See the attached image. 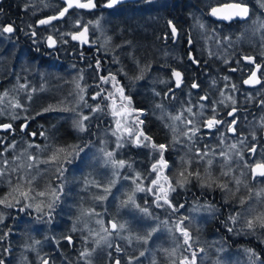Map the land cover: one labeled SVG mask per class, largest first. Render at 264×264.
Instances as JSON below:
<instances>
[{
  "label": "rangeland",
  "instance_id": "rangeland-1",
  "mask_svg": "<svg viewBox=\"0 0 264 264\" xmlns=\"http://www.w3.org/2000/svg\"><path fill=\"white\" fill-rule=\"evenodd\" d=\"M250 3H253L254 5H256L255 10H257V9L259 10L261 8L259 3L255 0H251ZM128 14L129 13L126 14L125 18L130 19L131 17ZM98 17H100V18H98ZM101 17H102V13L99 14L98 16L94 17L95 20H91L92 22L94 21L93 26L97 27L96 29L94 28V30L96 32V37H98L99 34H100V36L102 34V36L99 37L96 42L99 43L101 41L102 44L105 43L104 45L100 44L101 42L99 43V45L102 47L101 48L99 46V48L103 49V50H101V52L104 53L106 56L107 55H113V57H114V54H115L114 51L116 50L115 49L116 47L113 48V51L111 49V51L109 50V52H108V48H109L108 45L109 44L106 45V42H105L106 36L108 37V39L106 38V41L109 40L107 42L110 43V41L114 40V35L111 36L106 32H104L105 33L104 34L103 32H101V31H104V29H102V30L99 29L100 25L97 26L95 24V22L97 20H100V19L102 20ZM245 19H247V18H245ZM101 20H100V23L102 22ZM263 20H264L263 17L259 18V21H263ZM249 21H252V19H250ZM197 23H198V21L196 23H193L192 25L195 28L194 29V32L196 34L195 36H197L200 39L203 38V40L206 37L204 40V43H206L208 46L203 43L204 46L206 45L204 47V50H206V52L208 51L209 53H212L213 51H215V49H217L216 47L220 48V46L222 45L221 44L222 40L219 42L216 39L208 38V37H212L213 33L211 31H209V33H208V31H206L205 27L202 28V27H200L199 24H198L199 25L198 26ZM102 27L104 28L105 26H102ZM200 28H202V29H200ZM98 30H101V31H98ZM116 30H118V29H116ZM97 31L100 32L98 35H97ZM202 33H204V35ZM239 34L242 35L241 33H239ZM245 36H247V37L252 36L251 25H250L248 31L246 32ZM102 37H104V38H102ZM243 37H244L243 35L242 36L237 35V38H243ZM101 38L104 40H102ZM212 40H213V42H216V43H213ZM239 40H237V42H239ZM208 41L210 44L212 43L211 46H210V44L207 43ZM223 41H224V39H223ZM218 42L220 43V45H218L219 44ZM110 45H111V43H110ZM213 46H214V48H213ZM201 48H203V46ZM211 49L212 50L214 49V50L211 51ZM219 51H215V54L217 55V53L218 54L224 53L226 51V49L222 46ZM43 68L44 67L39 66V68L37 70H35L34 77L30 76L31 78L30 77L24 78L25 80L23 82V85H25V87L27 86L26 88L21 89L20 84H19L18 88L11 90L17 94V97H18V94L21 95L18 98L19 100L18 99L17 100L19 101V103L21 105H23L22 108H16L14 110L11 105L16 103V101L14 102L12 99H9L10 101L12 100L14 102L13 103L11 101L12 102L11 103V102H9V100L7 101V99H8L7 95L3 97L4 104L0 103V112L1 111L7 112V116H5L7 119H11V117L18 118L19 116H22L24 113H26V115L29 118H34V117H36L37 113H39V117H40L39 119L45 121L46 126H48L50 124L49 117L46 114L42 115L43 111L40 112L42 110V108L39 109L38 107H40L39 104L42 101V98L44 100V98H45L44 96L46 95V97H47V95L50 94L52 87H54V85H53L54 83L52 84L51 79L54 77V75L56 73H54L55 70L48 72ZM72 69L73 68L71 67L69 70L70 73L67 72L64 75L68 81L67 85L64 86L67 89L62 91V93L61 92L59 93V91H56L57 89H55L53 91L57 94L56 97L58 96V98L62 99V101L65 100V103H63L64 105L62 104V106H59V104H57L58 107H60V109H63V107L69 108V109L75 108V111H65V114L62 113V115H64L63 117L67 118V122L69 121L68 122L69 125L67 124V122L63 125L58 124L59 120L52 119V123L50 124V129L49 128L46 129L47 130L46 138L44 139V135H43L42 140H40V143L42 142L41 145L37 142L34 143V140H36L35 139L36 135H35L31 140L32 142L25 141V142L21 143V144H25V147L18 146L15 148L16 151L13 150L12 153L10 151L15 146L16 143L12 144L11 146H8L6 144V145L1 146V148H0V149H2L0 152V159H1L0 160V171H3V175L0 176V185H1V187H3L5 189L4 191H2V195L0 196V199H4L5 197H7L9 199V201L13 202V204H14V206H12V207H7L4 204H0V214H2V216H3V219L0 220V237H3V239H0V260H3L4 264H42L41 261L44 258H46L49 261V264H70L69 260L74 264H86L85 260L80 258V253L84 251V249L82 250V248H80V246H82V247L86 246V248L88 250L95 249V251L92 253L91 257H89L91 264H107L108 263V261H107L108 255H110L108 253V251H109V249L111 250V248H112L114 250V254H115L116 253L115 252L116 247H117L115 245H117V244H123V246L126 247L125 249L127 251H129L131 254H133V257L136 258V259H131V264H147V263H150L152 261L151 258H153L154 261H155V259H157L158 261H161V263H158V264H171V259L169 257L168 251H165V250L170 251L171 249L176 247V244H177L176 237H179V233L173 234L172 232L169 231L173 222H175L177 219H179L182 216H187L190 218L189 221H186V225L189 227V230L192 233V236L195 237V239H193V245H194L196 242H198V240L201 237L200 230H201L203 224H205L207 221L212 220V218L214 216H216V215L218 216V214L220 212V205L221 204H223L225 202L224 204L226 206H228V204H226V202H228L229 201L228 199H230V198H228L229 195L232 198H234V199L231 198L230 201L233 202L232 205L236 206V208H238V205L240 204V200L242 198L247 201V198L249 196V190H246L247 189L246 186L242 185L244 180H245L244 174H246L247 168L245 167V165H243L242 162H241L242 165L239 162H237V163L234 162L237 157H239V161H240V159L244 156V154H242L241 152H243V150L246 148L245 143H243V142L236 143L238 146L237 148H240V150L241 149L242 150L238 151V152H240L239 156H237V155L235 156V154H236V153L234 154L235 150L229 149V148H231V144H227V143L225 144V145H230V146H227L229 148H227L225 145H224L225 147L223 146L220 148L219 145L215 144V142H214L212 144H215V145H211V148H210V146L207 143L201 142V138H200V140H199L200 145L207 144V145H204L203 147L200 146V149H199L201 152H207L208 153L207 156L203 160H200L198 155H197V147H194V146L191 147L190 145H186L187 147H182L179 149H173V156H175L176 159L177 158H179V159L188 158V157H186V155H187V152H190V149H191L192 152H194L193 161L194 160L197 161L199 159L198 161H200V162H198V163H201L199 166L200 169L195 167V166H194V168H197V170L200 172L202 171L205 174L204 175L205 177H208V172H206V169H208V171H210V173H212L211 175L214 177V175H215V173H214L215 168L214 167L216 165L217 166L219 165L220 167L218 166L216 168V169L219 168V170H217V174H219V176H221V177L224 176L223 177L224 179L228 178V180L230 182L229 184H227L228 190H225L226 192L224 194L220 193L222 191L220 190V188L218 186H215L216 188H213L214 186L211 188L207 187L208 189H207L205 195H207V196L209 195V199H210V197H213V200L211 199L210 201H207V200L205 201L203 199V201H201L198 199L196 200V198L193 197L196 195L197 190L193 191V193L189 192L188 195L191 194L189 197H193V198H189L188 200H190V201H188V202L186 201L187 199L185 201L181 202V205L185 202L183 208H179L180 204L177 205L176 203H174V204H176V206L179 210L176 213L172 214L171 210L155 208V206L152 204L153 197L150 194H146L144 192L136 193L138 204H140L141 206H145V200L148 201V205L151 206L150 211H152L153 217L158 218L155 221L152 219L145 220V218L142 217V214H140L138 211L130 210V209H124V208H118L119 201L126 198L123 195V193H125L126 191H130L131 188L134 187L131 184L130 180H124L122 177H124V176L131 177V176H134L137 172L141 173L143 176H148L150 174V169H151L152 164L155 163L156 160L159 159V158H156V159L154 158L155 154H157L158 152H154L151 149V147H143V146L137 147L136 146L137 148L142 147V148L146 149L147 154L144 155V158L149 160L150 163L151 162L152 163L150 166H148L149 168H147V170H146V168L145 169L140 168V164H141L140 162H139L140 164L138 163V165L133 164V160L136 157V155L133 154L134 150L129 152L128 156H125V155H127V153H124V151L127 150L128 144L130 142V139L128 138L127 134L120 131V132H117L116 135H113V131L117 128V120H121L122 127L133 128V126L135 125L134 131H137V132L140 131V129L136 127V124H137L136 119H133L131 114L127 115L126 119H122L121 116L114 117L112 115V108H111L112 101L106 99L108 92L109 91L113 92V90H115V88H113L112 82H109L108 84H103L99 80L100 83L103 84V89L105 87V91L101 94L102 95L101 98L96 97V99L94 100V99H89V97L85 93V92L92 91L93 88L89 83L93 84V82H89V81H92L91 79H89L87 81V80H84V78H83V81H84L83 87L86 86L84 89L83 95L85 94L84 99L87 102V105H90L91 107H96L97 105H99L101 107V109H103L102 111H97V112L93 113V112H91L90 107H86L83 102L77 103V100H78L77 93L79 90L76 88V85H75L76 82L75 81L78 80V82L80 83L82 80L81 77H83V76L80 75L78 68L75 69V71H72ZM56 72H58V71H56ZM71 72H73V74ZM56 75H58V74H56ZM105 76H107V75H105ZM139 77H140V75H139ZM28 79H29V81H28ZM87 82L89 85L87 84ZM173 88H178V87H173ZM36 90H38V91H36ZM180 90L182 92H184L183 88H180ZM98 91H100V90H98ZM38 92H39V94H38ZM43 92H44V94H43ZM182 92H180L182 94V97L184 98L185 101H187V95H185V93H182ZM26 93H28V94L26 95ZM70 93H71V95H69ZM72 93H74V94H72ZM96 93L97 92H95V94ZM3 94H4L3 92H0V95H3ZM41 94H43V95H41ZM173 95H174V93L172 92V96ZM190 95H192V94H190ZM29 96H31V99H29ZM53 97H55V95ZM36 99H39L40 101L39 100L37 101ZM66 99L70 100V101H66ZM155 99H158V98H155ZM188 99H190V101H192L190 96H188ZM36 102H38V104H36ZM193 103H195V104L191 105V106H195V108H196L195 111L192 112V114L195 115V119L193 122L194 125H189V127L191 128L192 126H197L199 129V126L201 124L200 121L202 119V117H201L202 115L199 112V106L202 105V102L200 104V102H198V99L196 98V102H193ZM196 103H197V105H196ZM79 104H81V105H79ZM70 105H71V108H70ZM75 105H77V106H75ZM106 106L109 107V110L107 109ZM191 106H189L187 103L186 107L184 108V111L188 112L187 107H191ZM53 107L55 108V106H53ZM164 108L165 109H163L164 110L163 115L167 116L166 121L170 120V115H171V119H172V116L174 117L177 115H181V114H179L178 111L174 112L172 109L170 110V113H169V110H168L169 105L167 103L164 106ZM130 109H131V107H130ZM130 109L127 106V102H125L123 109L119 106V94H117V108H116V110L118 112H121L122 114H124L125 110H127V112L130 113V111H131ZM22 112H23V114H22ZM99 112H100V114H99ZM105 112H106V114H105ZM10 113L12 115H10ZM59 113H61V112L59 111ZM81 113L83 115H87V116L92 115L89 117L90 120L88 119L87 121H85L86 130L83 132L79 131L76 127H74V121L79 118V114H81ZM188 113H189V116L191 117V115H192L191 112H188ZM98 115L100 117H98ZM134 116L137 117L136 114H134ZM57 118H59V117H57ZM99 118H100V120H99ZM70 120H71V122H70ZM190 120H192V117ZM55 121L58 123L56 124ZM101 123H102V125H101ZM91 124H92V127L90 126ZM54 125H56V127H57V125H60L61 127L58 126V128H56ZM173 125H174L173 128L176 131V133H172L171 141H172V144H175L176 142H178V140L182 139L185 136V135H183L184 131H182L186 126V125H184V118L182 117V121H180V124H177V126L175 124H173ZM63 126L65 129H67V127H68V130H70L69 133L71 134V136L67 133L66 130H64ZM35 127H37V126H35ZM51 128H52V130L53 129L55 131L57 130V132H59V130H61L62 133H63V131L66 132L67 138L64 139V143H61L57 140L56 136L54 135L55 131L54 130L52 131ZM36 131H37V129H36ZM53 132H54V134H53ZM50 134H51V136H50ZM196 134L200 136V133H196ZM117 136H123V140H122L123 146L119 147V148L117 147ZM71 137H72V139H71ZM1 140H3V139H0V141ZM43 140H44V142H43ZM132 140H133V142L135 141V136H133L131 138V143H133ZM50 143H52V144H50ZM48 144H50L51 147H50V145L48 146ZM125 144L127 145L126 147H125ZM133 144H135V143H133ZM29 145H32V146L29 147ZM37 145H39V147H37ZM70 145L75 146V151L79 152L78 156H74L75 158L74 157L71 158L73 161L71 164H67V161L64 159V155H65L64 153L59 154L58 160L49 161V157H51L53 155V153L56 151L57 148H66L68 151H72V149L69 148ZM35 146H36V148H33ZM47 147L48 148L50 147L52 149L49 150ZM53 147H56V148H53ZM81 149H82V151H80ZM101 149H103L104 151H113L115 154V159L124 160L128 164L131 165L130 168L125 167L123 169L118 170L121 173V176L115 177L117 179V185L112 190L114 195L109 196V198L107 200L102 201V202L94 199L95 196L102 194L101 190L98 189L97 187H95L91 183H86L87 181H98L101 183V185H106V183H108L109 180L114 178L112 168L110 166H105V164H104V157H103V153L100 151ZM18 150H20V151H18ZM27 150H30V151L28 152ZM43 150H44V152H43ZM46 150H48V151H46ZM3 151H5V152H3ZM45 151L47 154L45 153ZM167 151H168V147H167V150L165 151V154L167 153ZM221 151L227 153L231 158L234 156L232 158V160L230 159L228 161L227 165H225L224 158L219 155V153ZM2 152H3V154H2ZM123 153H124V156H123ZM26 154L28 155V157ZM231 154H234V155L232 156ZM43 155H48V156H46L48 158H46ZM158 155H159V153H158ZM39 156H41V157H39ZM30 158H35V162L33 161V159H30ZM62 158H63V160H62ZM164 158L168 159L166 157V155H164ZM153 159H155V160L152 161ZM208 160L213 161L211 166L208 165ZM5 161H7V164L4 163ZM45 161H49V162L45 163ZM28 163L32 165L34 170L32 169V167H30V168L28 167V165H29ZM231 163H233V164H231ZM43 164H45V166ZM236 164H238V165H236ZM60 165H62V167H65L64 170L62 169L63 170L62 176H61L60 172L57 171L58 168H61ZM229 165H231V166H229ZM233 165H235L236 168L232 167ZM176 166L177 165H174V167H176ZM179 166H181V168H182V166H183L182 163L179 164ZM239 166H242V167L239 168ZM37 167H38V169H37ZM228 167H229L230 171L234 172V168H235V169H237L238 172H236V173L234 172L235 174L233 173V175H232V172H230L229 170H226V168H228ZM45 168H46V170H45ZM244 168H246V169H244ZM13 169H16V171H13ZM52 169H53V171H52ZM140 169H143L144 171H140ZM170 169H171L170 167L168 169H166L165 174L168 175L170 178L179 179V176L175 177L174 175H171V173H167V171L168 170L170 171ZM182 169H184V168H182ZM213 169H214V171H213ZM224 171L228 172L229 174L226 176L222 175L221 173ZM43 173H45V174H43ZM230 173H231V175H230ZM56 175H58V176H56ZM21 177H24L26 179H32V177H35L36 181L33 180V183H32V187L35 190L33 192V195H35V192L50 191L53 188L58 189V187L59 188L63 187V191L59 193L60 199L56 202L55 208L52 210V218H51L50 222H49V217L47 215V211H48L47 209H45L44 213H37L35 210V207H33L31 209H27L25 212H21L19 209L24 207V205L26 203H28V201L21 200V202L19 204H15L14 198H18L19 193L13 192V188H15L18 183L24 184V181L20 179ZM8 178L10 179V181L7 180ZM51 178L53 180H51ZM152 178H155L154 174L152 175ZM236 178H238L240 181L243 180V182H241L239 185H237L236 184ZM216 180H218V179L216 178ZM11 181H12V183H11ZM195 181H196V184H198V187H201L200 181H198V180H195ZM9 182H10L11 186H10V184H8ZM55 182H56V184H55ZM173 182H175V180H173ZM216 182H215V184H216ZM143 183L145 185H147L150 183V180H145ZM227 183H228V181H227ZM255 183H257V184L260 183L261 188L264 187V181L262 182L260 179L253 181V184H255ZM196 184H195V186H197ZM5 185L7 187H5ZM12 185H13V188H12ZM216 185H218V184H216ZM23 190L24 191L28 190L27 184H24ZM251 190L253 192L256 191V190L254 191L253 189H251ZM10 193H11V195H9ZM233 193H235V195H233ZM215 195L218 197V199H216ZM214 197L216 200H214ZM40 199H44L45 202H47V200L50 199V197H44V198L37 197L36 201H33L34 205H35V203H38L40 201ZM171 199H172V197H171ZM99 204H101L100 207H99ZM70 206H72V207L70 208ZM93 206H94V208H93ZM74 207H75V209H74ZM89 207L93 208L96 212H97L98 207H99L98 213H100L101 215L99 217L82 215V211L84 209H88ZM250 207H256V211L249 213L248 209ZM193 208H197L199 210L194 212V211H192ZM69 209H70V211H68ZM101 209H102V211L103 210L106 211V213L104 215H103V212H105V211L102 212ZM262 209H264V205L257 206V201L255 200V198H253L251 201V204H249L247 202L244 205L240 204L239 208L235 212H232V215H236L237 213L241 214L238 222H236V223L232 222L233 227H235L234 230H236V231H237V229L243 230V233H241V235L239 236L240 240H245L246 237L249 240H254V241L256 240L255 239L256 238L255 233H256L257 229L249 231V229H247L245 227L246 224H243V223L246 222V220L249 219L250 216L256 215ZM67 213H68V215H67ZM15 215L21 216L22 219H23L24 215H28V217H24V218H26L24 220L27 223L25 224V226L23 228H20L17 226L15 227L16 221L12 222V221H14L13 217ZM29 215H31V217ZM38 216H40L42 218L38 220L37 219ZM242 217H244L245 220H244V218L242 219ZM101 218L104 221L106 220L105 226H109V222L114 220V219L120 223L128 222V228L130 230L127 234L129 236H133V237L136 235H139V236L145 235L149 228L156 227L158 224L160 227H159V231L153 234L152 238L148 240L147 244L143 243L142 241H137L135 239H132V242L129 243L128 239L124 238V237H128V235H125V231H122L120 233V235H113V236L108 238L107 242H102L100 245H97L96 240L99 237L91 235L90 232H95V233H99V235H103V233L100 232V226L96 223V220L101 219ZM165 220L169 221V223L167 225L161 223L162 221H165ZM17 221H18V223H21L20 220H17ZM64 223H65V225H64ZM73 227H75V229H77V230L72 231ZM257 228H259V227H257ZM62 230H64L65 232H63ZM81 231L83 233H81ZM69 233L74 234V235L71 234L72 243H69L68 240L65 239V237L70 236ZM5 234H7V235H5ZM66 234H69V235H66ZM78 234H79V236H78ZM82 234H84V235H82ZM180 239L182 240V237ZM118 240H120L121 243ZM257 240L262 242V243L260 242L261 247H262V249H264V244H263L264 238H262V239L259 238ZM115 241H117V243ZM37 242H39V243H37ZM47 245L49 246V248L46 251L45 246H47ZM234 246L235 247H233L230 251H228L226 248L221 247L220 243H217L210 238V240L208 241V244L204 247L203 252H205V253L197 252V257H198L197 264H251L250 254L246 251V250L251 249V248L247 247L246 245H244L242 243L238 244V245L235 243ZM198 249H200V248H198ZM194 250H196V249H194ZM182 251H183V249H179L177 251V255H179L180 252H182ZM141 252H144V256L140 255ZM253 252L256 254V257H258L257 251H253ZM102 255H103V259L99 260L100 256H102ZM189 255H190V253H189ZM256 257H252V259H256ZM112 258H111L112 261H114V263H112V264H116V261L118 260V258H116L114 256ZM141 259H143V261H141ZM97 260H98V262H97ZM129 261H130V259L126 262V264H129ZM260 261H262V260L258 259L256 261V264H260Z\"/></svg>",
  "mask_w": 264,
  "mask_h": 264
},
{
  "label": "trees",
  "instance_id": "trees-1",
  "mask_svg": "<svg viewBox=\"0 0 264 264\" xmlns=\"http://www.w3.org/2000/svg\"><path fill=\"white\" fill-rule=\"evenodd\" d=\"M104 1H106V0H96V3L97 4H100L101 2H104ZM222 1H229V0H222ZM250 1L251 0H247V4H248L249 9H250V17H248L247 19L244 20L246 22H249V20L252 19V16H253L252 13L253 12H257L258 11V10H255L256 9L255 8L256 5H254L253 3H250ZM255 1H257V0H255ZM202 2H205V4H208V5L206 6ZM130 3H131V5H130ZM189 4L192 5L193 8ZM212 4H216L215 0H206V1L205 0H132V1L122 2V3H120L117 6H113L112 8H107L106 9L104 6H102L100 8L98 7V8L90 9V10H85V11L83 10L81 12L82 15H80V13L78 14V16L72 15V17H70V20L67 21V22H70V21L73 20V22L68 23V25L71 24L69 26V29H72L73 31H78L80 29V27H79V25L75 24L74 21H77L76 19H78L81 22V24L88 25L89 24L88 23L89 22V19L93 20V17L98 16L99 14L102 13L104 16L102 15V20H103V21L101 20L102 21V23H101L102 25L99 24L100 25V29L103 26L104 22L107 20L106 21L107 23L105 22L106 25L104 24V26H105L104 30H105V32L108 31L107 33L109 35H111V36L114 35V40L110 41L111 42V45L108 42V44L112 47L111 48L109 46L108 52H109V50L111 51V49L113 51V48L116 47L115 48L116 50L114 51L115 54H114V57H113V55H107L106 56L104 53L101 52L100 48L98 47L100 45H99L98 42H96L97 41V37L94 36V35H96L95 34L96 33L95 30H93L94 29L93 28L94 26L91 25V24H89L88 25L89 26L88 38H89V41H91V42L88 43V44H86L87 46L85 45L87 47V52L89 54L88 57L86 56L87 59L80 60L79 57L76 58V56H72L71 59H68L67 60V58L64 57V55H65L64 50L65 49L63 51L59 49L60 50L59 51L60 53H59L58 58H60V59L58 60V62L55 61V60H53V61H49V64L46 65L47 67H50V71H52V70L54 71L55 70L54 73H56L58 75H54V77L51 79L52 80V84L54 83L53 84L54 87H52L51 92L49 91L50 94L47 95V97H50V98L48 99L47 97H45L44 99H46V100H43V102H45V104L41 101L40 102L41 104H39L40 107H38V108L39 109H41V108L42 109L43 108L45 109V108L49 107V105H51V106H55V108L57 110H55V111H48V112H45V111L41 110L40 112L43 111L42 112V115H45L46 114L49 117L50 124L52 123V119H56L55 115L56 116L57 115L59 116V118L57 120L60 119L59 120L60 123H58V124H62L63 125V124H65L67 122V118L63 117V119L64 118L66 119V120L64 119V121H63V119L61 117L62 116L61 114L62 113L65 114V111H63L62 109H60L59 107H57L58 106L57 104H59V103H60L59 106L60 105L62 106V104H63V103H61L62 100L60 98L53 97L55 95V92H53L55 89H57L56 91H59V92H62V91H64L66 89V87H64V86L67 85V82L68 81H67V79H66V77L64 75H65V72H67L68 69H67V67H64V63L66 65H68V66L71 65L72 68H73L72 71H75V68L76 69L78 68L80 74L82 76L84 75L82 77L81 82H80L81 83L80 84L81 86L84 85L83 78H84V80H87V81H88V79H91L92 78L91 80H93L92 82H93L94 85L91 84V83H89L92 86V88H93L92 89V92L91 91H89L90 93L89 92L88 93L85 92V93H87V96L89 97V99L90 98L93 99V96L95 95V92H97V90H100L99 87L96 86V83L100 80L99 79L100 76L101 75L105 76V75H108L109 73H112V74L116 75L117 80L120 82L119 83L120 86H122V84H123L122 87L123 88L126 87L124 89L125 90V95L128 96L130 98V100H131V109H130L131 111H130V114L133 117V119H136V117L134 116V114L137 115L138 112H141L142 111V113L144 114V115L143 114L142 115H139L140 116L139 119L141 121H143V124H139L137 122L136 127L139 128L140 130H143L144 134L147 135V136H150L152 138V141H154L156 144H166V145H168V151L164 155H166V157L168 158L166 160L168 161V164H169V167L171 168V170L170 171L168 170L167 173H171V175H174L175 177L179 176V173L183 170L182 168L187 167L188 165L184 166L182 164L183 165L182 168H181V166H179V164H181V159H179V158L176 159V157L173 156V149H179V148H182V147H187L186 145H190L191 147H193V146L194 147H197V150H198V149H200V146H202V145H200V142H199L200 136L197 135V134H195L191 140H189V138L187 136H184L182 139L178 140V142H176L175 144H172V141H171L172 136L171 135H172V133H176V131L173 128L174 127L173 124H175L177 126V124H180V121H176V120L171 119V115H170V120L169 121H166L167 120V116H164L163 115V112H164L163 109H165L164 106L167 103L169 105V108H168L169 113H170V110L172 109L174 112H177L178 111L179 114H182V117L184 118V125H186L185 128L182 130L184 132H187L189 130V128H190L189 125L187 124V121L190 120L191 117H192V121L194 122L195 115L192 114V112L195 111L196 108H195V106H191V105H194L195 104L193 102H196V96H195V93L196 92L193 91V87H192V83L194 81L191 80V79L190 80L189 79L184 80L183 82L185 84L183 86H180L178 88H173L171 90V92H168L169 86L170 87H173L172 72H173V70H176L179 67V65H180L179 61L180 60H185L186 63H184V64H186L187 68L195 67L193 61L190 59V56L188 57V53H186L189 50H191V48L188 46L189 39H191L193 42L195 41V39L193 38L194 37L193 34L195 32H194V29H193L194 27L192 26V24L193 23H196V21H199V24L200 25L203 24L204 27H206V31H208V30L211 31L210 29L213 28L214 32L211 31L213 33L212 34L213 35V38L216 39V40H218V41H220L221 39L223 40V38L225 40H230V41H231L232 38H234L232 40L239 39L237 37H234V36H237L238 35V32H236V34H234V36L231 33H229L228 35L225 33V35H221L220 36L222 30L221 29L218 30L217 27L220 26L221 21L220 20H215L211 16H208L207 15V9H208L209 5L211 6ZM142 6H143V8H142ZM96 9H98V10H96ZM101 9H103L106 14L103 13V12H101V11H103ZM97 11L99 12V14L96 13ZM145 11H146V13H145ZM84 12L85 13L87 12L86 15H84L85 14ZM89 12H92L93 15H91ZM127 13H129L128 15L131 17L130 19L129 18H125V16H126ZM145 15H147V16H145ZM86 16L89 19H87ZM84 17H85V19H84ZM140 17L143 18V19H141ZM260 17H263V19H264V13H261V16ZM73 18H75V19H73ZM198 18L200 20H198ZM87 20H88V22H87ZM169 21H171V23L173 25H175L176 28H177V35H176V37L171 36V30L169 31V28H168V22ZM204 21H205V23H204ZM85 22H87V24ZM217 22H218L219 25L216 24ZM141 23H142V25H141ZM137 25H139V26H137ZM197 25H198V23H197ZM181 27L183 28V30H182ZM136 28L139 31H137ZM180 28H181V30H180ZM64 29L61 30V33L68 34V35H66L67 36L66 37L67 40L65 39V42L67 41L65 43L66 46H67V48H68L67 51H69L70 54H72V52L75 53L76 50L79 47V44H78L77 41L74 42V40H72L71 37H70V32H73V31L72 30L71 31L68 30V26H67L66 30H64ZM116 29H118V30H116ZM140 29L141 30L143 29V30L140 31ZM216 31H218L220 34L218 32H216ZM92 32H94V34ZM215 32H216V34H215ZM141 33H144L143 35L145 37ZM56 34H58V36H56L57 37L56 38L57 40L59 39V37L61 38L60 31L59 32H56ZM134 36H137L138 38L137 37L134 38ZM146 36H147V38H146ZM215 36H217V37L215 38ZM95 37H96V39H95ZM146 40H147V43L149 42L148 44H150V45H148L146 43ZM92 41H95L96 43H92ZM152 41H157V42H154V44H153ZM174 41H175V43H174ZM105 42L107 43L106 40H105ZM140 42H142L143 44H140ZM165 42H166V44H165ZM130 43H132L135 46V48H137V49H133L134 46L132 44H130ZM71 44H73V45H71ZM97 44H98V46H97ZM112 44L114 45V47H113ZM157 44H159L158 45L159 48H157ZM160 45H161V47H160ZM66 46H65V48H66ZM151 46H153V47H151ZM183 46L184 47H187L189 50H187V48H184ZM128 47H130V48H128ZM174 47H176V50H175ZM178 47L180 49H178ZM168 48H170V49H168ZM139 49L142 51V53H141V51ZM142 49H145V54L143 53V50ZM167 49H168V51H167ZM146 50H148V52ZM159 50H161V51H159ZM151 51H153V52H151ZM165 51H166V54L161 53V52H164L165 53ZM172 51H174V52H172ZM178 51H180V53ZM136 52H138L137 53L138 55L136 54ZM170 52H172V53H170ZM175 53H177V54H175ZM62 54H64V55H62ZM171 54H173L172 55V58H168V57H171ZM179 54H181V55H179ZM195 54L197 56L195 55V57L194 56H191V57H194V58H197L198 57L199 58V54L196 53V52H195ZM142 55H145L146 57L145 56H142ZM139 56H141V57H139ZM151 56H152V58L154 60L151 58ZM156 56H158L160 59L164 56V58L162 59L163 61L158 60V58ZM166 56H167L168 59L165 58ZM174 56H175V59H173ZM177 57H178V59H177ZM183 57H185V58H183ZM97 59H99L101 61V67H100L99 70L96 68V61H97ZM66 60H67V62H65ZM90 60H92V61H90ZM140 60H142V61H140ZM155 60H157V61H155ZM135 61H136V63H138L137 66H139V63H140V65H142L143 67H141V66L140 67H136L135 66L136 65L135 64ZM138 61H140V62H138ZM164 61L167 62L166 67H165V62ZM168 61H171L172 63L171 62H168ZM141 62L144 63V64H142ZM158 62H159V64H158ZM80 63H81V65H80ZM160 63H162V64H160ZM190 63H192V66H191ZM145 64L146 65L148 64L146 68H145V66H146ZM152 64H154V65H152ZM43 65H45V64L44 63L43 64L42 63L41 64L39 63V66L40 67H43ZM188 66H191V67H188ZM63 68H65V69L63 70ZM135 68H137V69L134 70ZM141 68L143 70H141ZM153 68L155 70H152ZM157 68H159V69H157ZM144 69H146V70H144ZM138 70H140V72ZM56 71H58V72H56ZM60 71H63V72L60 73ZM155 71L156 72L158 71V72L156 73ZM137 72H139L138 75H136ZM166 72H168V74ZM209 73H211V72H209ZM155 74H157V76ZM139 75H140L141 78L140 79H136V77L137 76L139 77ZM143 75H145V76H143ZM149 75H151V76H149ZM164 75L167 76L168 78L165 77ZM62 76H64V78H62ZM155 76H156V78H155ZM148 77H150V80L149 81L147 79ZM162 77H164L163 79H165V81L162 80ZM157 78H161V79H157ZM62 79H63V82H62ZM130 79H131V81H130ZM132 79H134V81ZM151 80H152V82H151ZM160 81H162L161 84H159ZM89 82H91V81H89ZM154 82H156V83H154ZM167 82H168V84H167ZM128 83H129V85H128ZM141 83H143L142 86H141ZM19 84H20V82L17 81L15 84L10 83V84H8V86L5 85V86H3V87L0 88V92H3V93L7 92V97H8L7 101L9 99H12L13 101H16V102L19 100L18 97H17V94L15 92L11 91L12 90V87H18ZM139 85H140V89H139ZM162 86H163V88H162ZM150 87H154V89L153 88H150ZM156 87L158 89H155ZM160 87H161V89H159ZM164 88H166V89H164ZM180 88H183L184 92H182L180 90ZM95 89H97V90H95ZM151 89L156 90V91L159 90L158 91L159 94H156L157 92L156 91H153ZM163 89H164V91H163ZM144 90H145V93L146 94L145 93H142V92H144ZM148 90H151V91L148 92ZM152 91L155 92V93L153 94ZM113 92H115V90H113ZM172 92L174 93L173 96H172ZM180 92L185 93V95H187V101L184 100V98L182 97V94ZM139 93H140V95H139ZM141 93L144 95V97H142L143 95ZM190 94H192L193 96L190 95ZM153 95H155V96L152 97ZM188 96H190V98L192 99V101H190V99H188ZM100 97H102V95ZM155 98H158V99H155ZM179 98H181V99H179ZM53 99H54V101L52 102ZM46 101H48V103L50 101V103L48 104ZM63 102L65 103V101H63ZM180 103H182V104H180ZM187 103H188L189 106H191V107H187V109H189V108L192 109V111H191V114H192L191 117L189 116V113L188 112H185L184 111V108L186 107V104ZM196 105H197V103H196ZM106 107L109 110V107L108 106H106ZM143 108H144V110H143ZM132 110H136V111H132ZM59 111L61 112L60 114H58ZM55 113H57V114H55ZM24 114L22 115L24 119L25 118H28V121L36 122V126H37V129L39 131H40V128L42 127L41 132H44V138H45V136L47 135L46 129L47 128L50 129V124L48 126H46L45 121L39 119L40 118L39 115L38 116L36 115L37 117H34V118H29L26 114L25 115ZM53 115H54V117H53ZM136 121H137V119H136ZM62 122H64V123H62ZM59 127H61V126L59 125ZM195 127L198 128L197 126H195ZM64 130H67L68 131V134L71 136V134L69 133L70 131L68 130V127H67V129L64 128ZM56 132L57 131H55V136H56L57 140L59 142H61V143H64V139L67 138L66 132L63 131V133H62L61 130H59V132H57V133ZM196 133H200V132L198 131ZM25 139L28 140V142H31L32 137H30V135H26ZM71 139H72V137H71ZM209 146H211V145H209ZM132 149L134 150L133 151V154L136 155V157L133 160V164L138 165V163L140 162L141 163V164L139 163L140 164V168H143V169L146 168V170H147V168H149L148 166H150L152 162L150 163L149 160H147V159L144 158V155L147 154L146 153L147 152L146 149H143L142 147L138 149V148L135 147V144L131 145V143H129L128 148H127L128 151L126 150V151H124V153H127L129 155V152H131ZM128 155H125V156H128ZM155 156H154L155 159L156 158H159L158 153L155 154ZM186 157H188V158L190 157L189 160L192 159L191 161L193 163V166L192 165L188 166V170L191 171V172L198 171L197 168L200 169L199 166H200L201 163H198L199 162L198 161L199 159L197 161L194 160V162H193L194 152H192L191 149H190V152H187ZM188 158L187 159L186 158H183V159L187 161ZM138 159H140V160L138 161ZM155 159H153L152 161H154ZM135 161H137V162H135ZM67 164H69V163H67ZM174 165H177V166L174 167ZM194 166L197 167V168H194ZM218 166L216 165L214 167L215 168V172H216V174H215L216 176L214 175V179H215V181H217L216 184H222L225 181H228V184H229L230 182H229L228 178L227 179H224L223 177L219 176V174H217V170H219V168L218 169H216V168ZM143 169H140V171H144ZM226 170H229V167L226 168ZM201 172H200L201 176L203 178H205V179H208V177H205L204 176L205 174L203 172L202 173ZM224 172H226V171H224ZM230 175H231V173H230ZM244 176H245V180H244V182H243V180L241 182H243V184H242L243 186L244 185L246 186V188H247L246 190H249L251 188H254L253 190H257V189L261 188V186H259L258 184H256V183L253 184V181H252V179L250 178V176L248 174H245ZM216 177L219 180V182H218V180H216ZM219 178H221L222 180L219 179ZM195 180L196 179H194V178L191 179L190 182L187 184V186L184 187V188H177V191L172 194V199L174 198L173 199V203H176L177 205L178 204L181 205V202L185 201L186 199H187L186 201L188 202V201H190L188 199L189 198H193V197L196 198V200L198 199V200H201V201H203V199L205 201L206 200L207 201H210L211 199L213 200V197H210V199H209V195L208 196L205 195V193H206V191H207L208 188L207 187L206 188L205 187H198V184H196V181ZM225 183L227 184V182H225ZM195 184L197 186H195ZM213 188H216V187L214 186ZM0 190L4 191L5 189L3 187H1V185H0ZM196 190H197V193L198 194L196 193L195 196L189 197L191 194L188 195V193L189 192L193 193V191H196ZM220 190H223V189L220 188ZM225 192L226 191L224 190V192H221V193L224 194ZM215 197H216V199H218V197L216 195H215ZM215 197H214V200H216ZM228 198L231 199L232 197L229 195ZM230 199H228L229 201L227 200L228 202H226V204H228V206H226L224 204L225 202L220 205V212H219L218 216L217 215L214 216L212 218V220L207 221L205 224H203V226H202V228L200 230L201 237L198 240V242H196L194 244V249H198V248H202V247L204 249V247L208 244V241L210 240V238L213 241H215L217 243H220L221 244V247L226 248L228 251H230L233 247H235L234 246L235 243L237 245L242 243V244L246 245L247 247L251 248V250L257 251L259 259L262 260V261H264V249H262V247H261V243L262 242L257 240L259 238H261V239L264 238V233H263L264 232V229L256 228L257 231L255 233V237H256L255 238L256 239L255 241L254 240H249L247 237H246L245 240H240L239 236L241 235V233H243V230L242 229L241 230L237 229V231L234 230L235 227H233L232 221L229 220V216L232 215V212H235L239 208V205L240 204L238 205V208H236V206H233L232 205L233 202L230 201ZM232 199H234V198H232ZM184 203L182 205H184ZM229 228L232 229L231 232L228 231ZM129 230L130 229L128 228V230L125 231V235H128L127 233L129 232ZM249 231H251V230H249ZM128 237H129V235H128ZM193 239H195V237H193ZM115 246H119L120 247L121 245L120 244L119 245L117 244ZM80 248H82V250L83 249L85 250L86 249V246H84V247L80 246ZM120 249H121L120 253L118 252V253H115V254H114V250L113 249H112V251H108V253L110 254V255H108V258L110 256L111 257L112 256L115 257V255L117 254L116 255V258H118V260L121 262V264H126V262L129 259L133 258V254H131L129 251H127L125 249V247H123V245L120 247ZM111 257H110V259H108L109 261H108L107 264L114 263V261L111 260ZM102 259H103V255L100 256V259L99 260H102ZM151 259H152V261L150 263H147V264H153L154 259L153 258H151ZM141 261H143V259H141ZM97 262H98V260H97ZM158 263H161V261H158L157 259H155V264H158Z\"/></svg>",
  "mask_w": 264,
  "mask_h": 264
},
{
  "label": "flooded vegetation",
  "instance_id": "flooded-vegetation-1",
  "mask_svg": "<svg viewBox=\"0 0 264 264\" xmlns=\"http://www.w3.org/2000/svg\"><path fill=\"white\" fill-rule=\"evenodd\" d=\"M82 2H86V0H82ZM122 2H126V1H122ZM104 3L105 1L102 2V4L100 3V5L98 4L99 5L98 7L100 8L104 6ZM119 4L120 3L116 5ZM64 7H66L64 0H0V29H1L0 33L2 32V28L7 27L8 25H12L14 28V31L12 33L2 32L1 33L2 35H0V88L5 85L8 86V84L10 83L15 84L17 81L20 82V85H23V82L25 80L24 79L25 75L26 78L27 76L28 77L34 76L35 70L39 68V63L40 64L44 63L45 64L43 65L44 69L49 72L50 67H47L46 65L49 64L51 58L54 57L52 61L53 60L57 61L60 59L57 58L58 57L57 55H59L58 54L60 51L59 49L63 50L66 46V44H64L65 39L67 37L66 34L60 33L62 38L59 37V39L61 40H57L55 49L49 48L47 37L51 35L53 36L54 39H56V36H58V34L56 35V32L64 28L66 29L67 28L66 26L70 25L67 24V21H69L72 15L77 16L83 10H90V9L73 8L69 11L70 14L68 13L66 14L67 18H69L68 20H65L67 19L65 15V17L51 21L50 24L47 25L39 24V21L42 19H47L50 16L58 15L59 11L62 10ZM258 11L252 13L253 14L252 21L249 22L244 21L245 18L244 19L237 18L232 21L220 20L221 21L220 28H222L221 34L224 35V33L226 32L229 34L230 31L232 35H234L236 32H238V34L239 33L244 34L248 31L251 25V30H252L251 37L253 39L247 36H244L247 37L245 39L244 37L243 39L239 38L240 43L243 41V43L241 44L239 42H236V40H234L235 42L234 41L232 42L230 40H225L226 44L224 41L223 42L221 41L222 46H224V48L226 47L225 48L226 51L224 52L225 55L224 53H221L220 54L221 58H219L220 55L216 56L215 51H213L212 53L207 52V54H205L206 50L205 51L203 49L200 50L202 47V46L200 47V45H203L202 43L203 38L202 39L198 38L197 36H195L196 34L194 33L193 38L195 39V41L194 42L192 41L193 43L188 44V46L192 50H189L187 53L188 56H195L196 55L195 52L198 53L200 55L199 57L200 60L198 59V57L195 59V62H193L195 65L194 69L193 67L187 68V66H184L185 65L184 63H186L185 60H180L179 61L180 65L176 69V71H179L182 74V83L180 84V86H183L185 84L183 81L187 79L189 80L191 79L194 81L192 85L193 84L198 85V87L193 88V91L196 92L195 96L198 99V102H200V104L202 102V105L199 106V112L202 115L201 116L202 119L200 121L202 125L199 126L201 142L207 143L208 145L217 144L219 145L220 148L223 147L226 143L231 145L235 144L236 146H237L236 143H240V142L245 143L246 148L242 152L244 156L242 159H240L239 161L240 164L241 162L243 163L244 161L245 163L247 162L249 164H254L256 160L260 158L259 149L264 147V103H262L264 102V77H260L262 80L261 84L246 85L243 83V81L247 79L248 76L250 75V69L254 70L255 67L254 65L248 64L247 61H244L243 58L245 56L250 55L256 58L257 63L264 62V55H262L264 54V28L260 27V21H259L261 13H264V8H260ZM212 18L218 20L217 18L214 17ZM74 22L76 24V21ZM223 27L225 28V30ZM50 30H52V32ZM33 32L36 33L35 36L32 35ZM75 32L76 31L70 32V34ZM3 37L5 38V40L3 39ZM10 40L11 42L9 43ZM199 40L201 41L200 43ZM2 41L5 42L3 43ZM77 42L79 44V47L76 50V52L71 55L69 51H66L67 48L66 46L64 50V53H66V55H64L65 58L71 59L72 56H76L79 57L80 60L86 59V55L87 56L89 55L88 52H86L87 47L84 44L82 45L79 41ZM249 43L252 44L251 47L249 46L252 52L248 51L249 53L246 54V51L248 49L250 50L248 45H246ZM58 44L61 48L58 46ZM82 46H85L86 48L83 47L84 48L83 49ZM239 46L241 48H239ZM216 48L218 49V47ZM232 48L235 49L236 51L235 50L233 51ZM238 48L241 49V52L242 51L243 52L241 53ZM217 49L216 51L220 50V48L219 50ZM244 49L247 50L245 51ZM201 52L203 53L201 54ZM236 52L238 53L240 52L239 53L240 56H238V53ZM227 53L233 56L230 57V55L229 54L227 55ZM212 54H214L215 56ZM201 55L204 56L202 57ZM206 55H208L207 56L209 57L208 59L205 57ZM24 60L27 61L28 63L25 62ZM191 60L193 61V59ZM196 60H198V62ZM19 64H21L20 65L21 67H19ZM28 65L30 66V68ZM64 66L67 67L68 69L67 72L72 67L66 65ZM22 68L25 73H23ZM20 69H21V73H20ZM233 69H236V71H233ZM67 72H65V74ZM225 77H227L228 79L226 80ZM172 82L174 83L173 87H177L176 79L175 77H173V75H172ZM96 86H98L99 89L101 90L103 84L101 85L100 82H97ZM233 86H235V90L233 89ZM173 87H169L168 91H170V89L172 90ZM16 88L18 87H12V90ZM20 96L21 95L18 94V98ZM205 96L207 97L206 100L201 99L202 97ZM229 97H231V99H229ZM1 104H4V102ZM213 108L216 109V119L222 121V123L220 125H217L216 128L208 130L205 127V125L207 120L212 116ZM233 108H236L237 111L234 113L233 116L230 117L228 113L232 111ZM0 113H2L0 114V125L9 124V123L12 124L11 129L0 128V139H3L0 141V148L1 146L6 144L8 146H11L12 144L16 143L15 146L10 151L12 153L13 150H15V148L18 146L25 147V144H21V143L28 141L25 139L26 135H30V137L33 138L34 136L32 135V133H36V137H37L35 138L36 140H34V142H37L38 140L40 141V139H42L41 138L42 135H40L41 132L37 129V127H35L36 122L33 123L32 121H27L28 127L25 130H21V126L25 123V119L22 116H19L18 118L15 119L14 118L7 119L5 117L7 116L6 112L1 111ZM10 115L12 114L10 113ZM233 119H236L237 121L235 125H232ZM230 126L235 128L234 132L228 130ZM214 142L215 144H212ZM253 144H255L258 148V152L255 157H253L252 153L248 151V149H250L253 146ZM225 146L227 147L230 145H225ZM237 147L236 149H232L229 147L227 148L236 150V152L237 150L241 151L240 148ZM1 150L2 149H0V152ZM236 152H234V154ZM234 154L231 155L233 156ZM237 160H239V157L234 162H237ZM245 163L243 164L245 165ZM233 167L236 168L235 165ZM235 168H234V172L235 171L237 172V169ZM246 172L252 179L250 170L248 168ZM1 192L2 190H0V196L2 195ZM18 216L19 215H15L13 217L14 221L12 222L16 221L15 227L17 226L23 228L27 223L24 220L26 219L24 217H28V215H24L23 219L21 216L19 217ZM29 216L31 217V215ZM17 220H20L21 223H18ZM48 248H49L48 245L45 246L46 251L48 250Z\"/></svg>",
  "mask_w": 264,
  "mask_h": 264
},
{
  "label": "snow or ice",
  "instance_id": "snow-or-ice-1",
  "mask_svg": "<svg viewBox=\"0 0 264 264\" xmlns=\"http://www.w3.org/2000/svg\"><path fill=\"white\" fill-rule=\"evenodd\" d=\"M66 7H64L62 10L59 11L58 15L50 16L47 19H42L39 21V24L41 25H47L50 24L51 21L60 19L62 17H65L67 13L73 8L77 9H95L98 7V4L95 2V0H86V2H82V0H64ZM120 0H107V3L104 5L106 8H112L114 5L119 3ZM216 4L218 5L217 7H212L210 10V15L213 17H216L218 20L221 21H232L237 18H248L250 17V9L247 4V0H232V2H222V0H215ZM261 8H264V0H257ZM92 21H89V24H92ZM100 21L97 20L95 24L99 26ZM76 24L79 25L80 29L75 33H71V39L74 41H79L81 44H88L90 43L88 39V33H89V26L88 25H83L79 20L76 21ZM169 24L171 25V21H169ZM200 27H204L203 24L200 25ZM260 27L264 28V21H260ZM14 31V28L12 25H8L7 27L2 28V32L5 33H12ZM33 36L36 35L35 32L32 33ZM171 35L175 37L177 35V29L173 25L171 27ZM47 42L49 48H54L57 44V39H54L53 36H48L47 37ZM92 43H95V41H92ZM189 44L192 43V40L189 39L188 41ZM264 55V54H262ZM190 59H193V62H195V58L190 56ZM244 61H247L248 64L254 65V70L250 69V75L248 76L247 79L243 81L244 84L246 85H257L261 84L262 80L260 77H264V62L262 63H257L256 58L253 56H245ZM101 67V61L97 60L96 61V68L99 70ZM233 71H236V69H233ZM259 73V76H258ZM173 77L176 79V85L177 87L180 86L182 83V74L179 71L173 70L172 72ZM141 77H137V79H140ZM82 79V77H81ZM100 81L103 84H108L109 82H112L113 88H115V92L109 91L106 99L112 101V115L114 117L121 116L122 119H126L127 115H130L127 110H125V113L122 114L121 112H118L116 110L117 108V94H119V106L123 109L125 102H127V106L130 109L131 107V100L128 96L125 95V90L122 86H120L119 81L117 80L116 75L109 73L107 76H100ZM227 80L228 78L225 77ZM20 87L23 89L25 88V85H20ZM86 87V86H85ZM193 88L198 87L197 84L192 85ZM76 88L79 90L77 95H78V100L77 103L84 102V105L86 107H90L91 112H97V111H102L101 107L97 105L96 107H91L87 105V102L84 99V87L80 85V83L77 81L76 82ZM233 89L235 90V86H233ZM105 89L101 88L99 92L93 96V99L95 100L96 97L100 96ZM171 91V90H170ZM7 95V92H5L3 95H0V103H3V97ZM71 95V93L69 94ZM29 99H31V96H29ZM201 99H207V97H202ZM231 99V97H229ZM63 103V102H61ZM234 103V101H233ZM264 103V102H262ZM13 109L16 108H22L23 105H21L18 101L14 104H12ZM57 110L53 106L49 105L48 108L43 109V111L48 112V111H55ZM63 111H75V109H68V108H63ZM136 111V110H132ZM188 112H191L192 109L189 108L187 109ZM237 111L236 108H233L232 111L228 113V115L231 117L234 115V113ZM2 114V113H0ZM142 111L137 113V122L139 124H143V121L139 120V115H142ZM39 115V113H37ZM14 119L16 117H13ZM89 119V116L83 115L82 113L79 114V118L74 121V127H76L79 131L83 132L86 130L85 126V121ZM173 120L177 121H182V114L177 115L172 117ZM28 118H25V123L21 126V130H25L28 127ZM222 121L216 119V109L213 108L212 110V116L207 120L205 127L208 130H211L213 128H216L217 125H220ZM237 123L236 119L232 120V125H235ZM188 125H193L192 120L187 121ZM0 128L4 129H11L12 124H2L0 125ZM135 125L133 128H128V127H122L121 120H117V128L113 131V135H116L117 132L122 131L123 133H126L128 138L131 140L133 136H135V141L134 143L136 146H143V147H151V149L154 152L159 153V159L156 160L155 163L152 164L151 169H150V174L148 176H143L141 173L137 172L134 176L128 177L124 176L122 177L124 180H130L131 184L134 186L131 188L130 191H126L123 193V195L126 197L125 199H122L119 201L118 208H124V209H130V210H135L138 211L140 214H142V217L147 219H152V220H157V217H153L152 211H150V205H148V201L145 200V206H141L140 204L137 203V197L136 193L138 192H144L146 194H150L153 199H152V204L155 206L157 209H166V210H171V213L174 214L176 213L179 209L177 208L176 204L173 203V200L171 199V196L173 193L177 191V188H184L187 186V184L190 182L191 179H196L200 181V186L201 187H208L211 188L213 186H218L221 189L228 190V185L226 183L224 184H215V180L211 177L210 171L206 169V172H208V179H205L201 176L199 171L196 172H191L188 170V167H184V169L179 173V179L176 178H170L168 175L165 174V170L169 168L168 161L164 158L165 151L167 150L168 145L166 144H156L154 141H152V138L150 136H147L144 134L143 130L140 131H134ZM229 131L234 132L235 128L234 127H229ZM199 129L196 128L195 126H192L189 128L187 132H184L183 135L187 136L189 140L193 138V136L198 132ZM33 136L36 135V133H32ZM40 135H44L43 132L40 133ZM123 136H117V147H122L123 143ZM32 145H29L31 147ZM39 147V145H37ZM236 145L233 144L231 145L232 149H236ZM69 148L72 149V151H68L66 148H57L56 151L53 153L51 157H49V161H56L59 159V154L64 153V159L67 161V163L71 164L72 163V157L78 156L79 152L75 151V146H69ZM82 151V149L80 150ZM103 153L104 157V164L105 166H110L113 170V179L109 180L106 185H101L100 182L98 181H87L86 183H91L95 187L101 190L100 195H97L94 197L95 200L97 201H105L109 198V196L114 195L113 194V188L116 187L117 185V179L115 177H120L121 173L118 171L119 169H123L125 167H131L130 164H128L124 160H117L115 159V154L113 151H104L103 149L100 150ZM255 157L258 152V148L255 144L248 149ZM207 152H201L199 149L197 150V155L200 160H203L207 156ZM221 157L224 158L225 160V165L228 164V161L231 159V157L221 151L219 153ZM236 155L239 156L240 153L236 152ZM259 159L256 160L254 164H249L245 163V167L250 170L251 176L253 181H256L257 179H260L264 181V147L259 149ZM33 159L35 162V158H30ZM49 161H45V163H48ZM7 164V161L4 162ZM181 163L183 165H188L190 166L192 161L191 160H184L181 158ZM213 163L212 160H208V165L211 166ZM28 167H32L31 164L28 165ZM13 171H16V169H13ZM58 172H60L61 176L63 175V170L62 166L61 168L57 169ZM230 171V169H229ZM155 175V178H152V175ZM222 175H228V172H222ZM3 175V171H0V176ZM21 180L24 181V184L28 185V190L24 191L23 187L24 184L18 183L17 186L13 189V192H18L19 197L14 198L15 204H19L21 200L28 201L24 205V207L20 208L19 210L21 212H25L27 209H31L35 207V210L37 213H44L45 209H47V215L49 217V222L51 221L52 218V210L55 208L56 202L60 199L59 193L63 191V187H60L58 189L53 188L50 191H39L35 192V195H33V192L35 191L32 187L33 180H35V177H32V179H26L24 177L20 178ZM145 180H150V183L145 185L143 182ZM175 180V182H173ZM241 181L236 178V184L239 185ZM238 190V189H237ZM11 195V193L9 194ZM235 195V193H233ZM37 197L44 198V197H50V199L45 202L44 199H40L38 203H33V201H36ZM255 198L257 201V206L264 205V187L257 189L255 192H253L251 189H249V196L247 198V201L245 199L240 200V204L244 205L246 202L251 204L252 199ZM0 204H4L7 207H12L14 206L13 202H10L7 197L4 199H0ZM184 205H179V208H183ZM199 209L193 208L192 211H198ZM256 207H250L248 209L249 213L255 212ZM82 215H87V216H97L99 217L100 214L96 213L93 208H88L84 209L82 211ZM240 213H237L236 215H230L229 220H231L233 223L238 222L240 219ZM42 217L38 216L37 219H41ZM3 219L2 214H0V220ZM189 217L187 216H182L179 219H177L175 222L172 223L169 231L172 232L173 234L179 233V237H176L177 239V244L176 247L173 249L165 250L168 251L169 257L171 259V264H197V252H203L204 249H196L194 250V245H193V236L192 233L189 230V227L186 225V221H189ZM96 223L100 226V232L103 233V235H99V233L95 232H90L91 235L93 236H98L99 238L96 240V244L100 245L102 242H107L108 238L113 236V235H120L122 231H127L128 230V222L120 223L116 221L115 219L109 222V226H105L104 220L97 219ZM162 224L167 225L169 223L168 220L162 221ZM159 224L156 227H151L147 230L146 234L143 236H129V237H124L125 239H128L129 243L132 242V239H135L137 241H142L143 243L147 244L148 240L152 238L153 234L159 231ZM245 227L249 230H255L257 227L264 229V209L260 210L256 215L250 216L249 219L246 221ZM75 227H73L72 231H75ZM228 231H232L231 228L228 229ZM7 235V234H5ZM182 237V240L180 239ZM0 239H3V237H0ZM65 239L68 240L69 243H72V238L71 236L65 237ZM39 243V242H37ZM179 249H183L182 252H180L179 255H177V251ZM95 251V249L88 250L87 248L80 253V258L84 259L86 264H91V261L89 260V257H91L92 253ZM116 251L120 252L121 249L119 246L116 247ZM250 254V260L251 264H256V261L259 259L256 257V254L251 250L248 249L246 250ZM190 253V255H189ZM141 256H144V252L140 253ZM252 257H256V259H252ZM131 259H136L135 257ZM131 259L129 261V264H131ZM0 264H4L3 260H0ZM42 264H49V261L45 258L42 259ZM116 264H121L119 260L116 261ZM155 264V261L153 262ZM260 264H264V261H260Z\"/></svg>",
  "mask_w": 264,
  "mask_h": 264
},
{
  "label": "bare ground",
  "instance_id": "bare-ground-1",
  "mask_svg": "<svg viewBox=\"0 0 264 264\" xmlns=\"http://www.w3.org/2000/svg\"><path fill=\"white\" fill-rule=\"evenodd\" d=\"M129 1H130V0H129ZM205 1H206V0H205ZM144 2H145V1H144ZM136 3H137V2H136ZM139 3H140V2H139ZM202 3L205 4V2H202ZM101 4H102V2H101ZM133 4H134V3H133ZM203 4H202V5H203ZM99 5H100V4H99ZM99 5H98V6H99ZM130 5H131V3H130ZM140 5H141V4H140ZM143 5H144V4H143ZM189 5H190V4H189ZM205 5L207 6L208 4H205ZM114 6H117V5H114ZM134 6H135V5H134ZM137 6H138V5H137ZM187 6H188V5H187ZM190 6H192V5H190ZM209 6H210V5H209ZM131 7H132V6H131ZM142 8H143V6H142ZM147 8H148V7H147ZM192 8H193V6H192ZM106 9H107V8H106ZM190 9H191V8H190ZM206 9H207V8H206ZM96 10H98V9H96ZM96 10H95V11H96ZM101 10H103V9H101ZM136 10H137V9H136ZM84 11H85V10H84ZM93 11H94V10H93ZM101 12L105 13L104 10L101 11ZM142 12H143V11H142ZM84 13H85V12H84ZM86 13H87V12H86ZM86 13H85L84 15H86ZM89 13H90L91 15H93L92 12H89ZM96 13L99 14L98 11H97ZM135 13H136V12H135ZM143 13H144V12H143ZM145 13H146V11H145ZM68 14H70V13H68ZM73 14H76V13H73ZM97 14H96V15H97ZM105 14H106V13H105ZM136 14H137V13H136ZM140 14H141V13H140ZM80 15H82L81 12H80ZM102 15H103V14H102ZM138 15H139V14H138ZM141 15H142V14H141ZM141 15H140V16H141ZM77 16H78V15H77ZM88 16H89V15H88ZM103 16H104V15H103ZM115 16H116V15H115ZM145 16H147V15H145ZM145 16H144V17H145ZM71 17H72V16H71ZM95 17H96V16H95ZM137 17H138V16H137ZM66 18H67V15H66ZM82 18H83V17H82ZM86 18L89 19L87 16H86ZM98 18H100V17H98ZM101 18H102V17H101ZM116 18H117V17H116ZM140 18H141V17H140ZM204 18H205V17H204ZM204 18H203V19H204ZM64 19H65V18H64ZM68 19H69V18H67V19H65V20H68ZM71 19H72V18H71ZM73 19H75V18H73ZM79 19H80V18H79ZM84 19H85V17H84ZM141 19H143V18H141ZM196 19H197V18H196ZM69 20H70V19H69ZM76 20H78V19H76ZM90 20H91V19H89V21H90ZM93 20H95L94 17H93ZM100 20H101V19H100ZM100 20H99V21H100ZM116 20H117V19H116ZM147 20H148V19H147ZM194 20H195V19H194ZM198 20H200V19L198 18ZM204 20H205V19H204ZM84 21H85V20H84ZM102 21H103V20H102ZM106 21H107V20H106ZM106 21H105V22H106ZM117 21H118V20H117ZM202 21H203V20H202ZM70 22H73V20L70 21ZM87 22H88V20H87ZM87 22H85V23L87 24ZM93 22H94V21H93ZM105 22H104V24H105ZM143 22H144V21H143ZM196 22H197V21H196ZM235 22H236V21H235ZM88 23H89V22H88ZM101 23H102V22H101ZM101 23H100V24H101ZM106 23H107V22H106ZM138 23H139V22H138ZM204 23H205V21H204ZM67 24H68V22H67ZM104 24H103V26H104ZM182 24H183V23H182ZM198 24H199V21H198ZM216 24H218V22H217ZM235 24H236V23H235ZM61 25H62V24H61ZM70 25H71V24H70ZM70 25H69V26H70ZM88 25H89V24H88ZM91 25H94V23L91 24ZM105 25H106V24H105ZM141 25H142V23H141ZM172 25H173V24H172ZM180 25H181V24H180ZM199 25H200V24H199ZM199 25H198V26H199ZM218 25H219V24H218ZM231 25H232V23H231ZM231 25H230V26H231ZM62 26H63V25H62ZM69 26H68V30L71 31L72 29H69ZM137 26H139V25H137ZM137 26H136V27H137ZM174 26H175V25H174ZM192 26H193V25H192ZM230 26H229V27H230ZM66 27H67V26H66ZM72 27H73V26H72ZM75 27H76V26H75ZM175 27H176V26H175ZM182 27H183V26H182ZM182 27H181V28H182ZM207 27H208V26H207ZM224 27H225V25H224ZM224 27H223V28H224ZM93 28L96 29L97 27L95 26V27H93ZM104 28H105V27H104ZM104 28L102 27L101 30L104 29ZM178 28H179V27H178ZM181 28H180V30H181ZM203 28H204V27H203ZM205 28H206V27H205ZM215 28H216V27H215ZM215 28H214V29H215ZM217 28H218V30H219V29L222 30V28H220V26L217 27ZM231 28H232V27H231ZM73 29H74V28H73ZM76 29H77V28H76ZM91 29H92V28H91ZM99 29H100V28H99ZM136 29H137V28H136ZM176 29H177V28H176ZM193 29H195V28H193ZM200 29H202V28H200ZM0 30H1V29H0ZM55 30H56V29H55ZM64 30H66V29H64ZM93 30H94V29H93ZM101 30H98V31H101ZM142 30H143V29H142ZM142 30L140 29V31H142ZM182 30H183V28H182ZM210 30H211L212 32H214L213 28H211ZM224 30H225V28H224ZM224 30H223V31H224ZM227 30H228V28H227ZM229 30H230V29H229ZM232 30H233V29H232ZM50 31L52 32V30H50ZM53 31H54V30H53ZM59 31H60V33H61V30H59ZM59 31H58V32H59ZM72 31H73V30H72ZM90 31H91V30H90ZM98 31H97V35L100 33V32H98ZM137 31H139V30L137 29ZM169 31H170V29H169ZM195 31H196V30H195ZM199 31H200V30H199ZM199 31H198V32H199ZM204 31H205V30H204ZM234 31H235V30H234ZM66 32H67V31H66ZM101 32H103V31H101ZM104 32H105V30H104ZM104 32H103V33H104ZM107 32H108V31H106V33H107ZM133 32H134V31H133ZM181 32H182V31H181ZM187 32H188V31H187ZM202 32H203V31H202ZM216 32H218V31H216ZM216 32H215V34H216ZM221 32H222V31H221ZM235 32H236V31H235ZM1 33H2V32H1ZM1 33H0V35H2ZM92 33L94 34V32H92ZM92 33H91V34H92ZM131 33H132V32H131ZM183 33H184V32H183ZM208 33H209V30H208ZM208 33H207V34H208ZM218 33H219V32H218ZM218 33H217V34H218ZM229 33H231V31H230ZM50 34H51V33H50ZM91 34H90V35H91ZM95 34H96V33H95ZM104 34H105V33H104ZM141 34L143 35L144 33H141ZM161 34H162V33H161ZM188 34H189V33H188ZM192 34H193V33H192ZM198 34H199V33H198ZM202 34L204 35V33H202ZM207 34H206V35H207ZM219 34H220V33H219ZM226 34H228V33L226 32ZM231 34H232V33H231ZM235 34H236V33H235ZM242 34H243V33H242ZM245 34H246V33H244L243 36H245ZM56 35H57V34H56ZM62 35H63V34H62ZM66 35H68V34H66ZM179 35H180V34H179ZM190 35H191V34H190ZM206 35H205V36H206ZM221 35H223V34H220V36H221ZM224 35H225V33H224ZM238 35H239V36H242V35H240V34H238ZM60 36H61V35H60ZM94 36H96V35H94ZM101 36H102V34H101ZM101 36H100V34H99L98 37H97V39H98L99 37H101ZM105 36H106V35H105ZM105 36H104V37H105ZM140 36H141V35H140ZM143 36H144V35H143ZM171 36H172V35H171ZM208 36H209V35H208ZM231 36H232V35H231ZM233 36H234V35H233ZM6 37H7V36H6ZM89 37H90V36H89ZM91 37H92V36H91ZM104 37H102V38H104ZM135 37H137V36H134V38H135ZM144 37H145V36H144ZM144 37H143V38H144ZM163 37H164V36H163ZM216 37H217V36H215V38H216ZM226 37H227V36H226ZM234 37H237V36H234ZM248 37H249V36H248ZM56 38H57V37H56ZM61 38H62V36H61ZM102 38H101V39H102ZM106 38L108 39L107 36L105 37V40H106ZM137 38H138V37H137ZM143 38H142V39H143ZM146 38H147V36H146ZM205 38H206V37H205ZM205 38H204V40H205ZM208 38H213V35H212V37H208ZM220 38H221V37H220ZM228 38H229V37H228ZM245 38H247V37H244V39H245ZM249 38L253 39L252 37H249ZM3 39L5 40L4 37H3ZM8 39H9V38H8ZM88 39H89V38H88ZM92 39H93V38H92ZM95 39H96V37H95ZM95 39H94V40H95ZM109 39H110V38H109ZM149 39H150V38H149ZM176 39H177V38H176ZM213 39H214V38H213ZM223 39H224V38H223ZM226 39H227V38H226ZM232 39H234V38H232ZM240 39H241V38H240ZM242 39H243V38H242ZM58 40H59V39H58ZM60 40H61V39H60ZM63 40H64V39H63ZM66 40H67V38H66ZM102 40H104V39H102ZM137 40H138V39H137ZM143 40H144V39H143ZM143 40H142V41H143ZM172 40H173V39H172ZM204 40H203L202 43H204ZM210 40H211V39H210ZM221 40H222V39H221ZM221 40H220V41H221ZM238 40H239V39H238ZM248 40H249V39H248ZM99 41H100V40H99ZM107 41H109V40H107ZM138 41H139V40H138ZM140 41H141V40H140ZM176 41H177V40H176ZM220 41H219V42H220ZM224 41H225V39H224ZM231 41L233 42L234 40H231ZM2 42H3V41H2ZM4 42H5V41H4ZM4 42H3V43H4ZM10 42H11V40L9 41V43H10ZM58 42H59V41H58ZM66 42H67V41H66ZM66 42H65V43H66ZM68 42H69V41H68ZM74 42H75V41H74ZM90 42H91V41H90ZM100 42H101V41H100ZM100 42H99V43H100ZM132 42H133V41H132ZM144 42H145V41H144ZM150 42H151V41H150ZM152 42H153V44H154V42H157V41H152ZM161 42H162V41H161ZM161 42H160V43H161ZM169 42H170V41H169ZM196 42H197V41H196ZM200 42H201V41L199 40V43H200ZM212 42H213V40H212ZM219 42H218V43H219ZM222 42H223V40H222ZM222 42H221V44H222ZM234 42H235V41H234ZM236 42H237V40H236ZM247 42H248V41H247ZM9 43H7V44H9ZM65 43H64V44H65ZM72 43H73V42H72ZM95 43H96V42H95ZM110 43H111V42H110ZM110 43H109V44H110ZM146 43H147V40H146ZM148 43H149V42H148ZM148 43H147V44H148ZM162 43H163V42H162ZM171 43H172V42H171ZM174 43H175V41H174ZM199 43H198V44H199ZM207 43L210 44L209 41H208ZM213 43H216V42H213ZM239 43H240V42H239ZM241 43H243V41H242ZM241 43H240V44H241ZM254 43H255V42H254ZM68 44H69V43H68ZM100 44H102V42H101ZM104 44H105V43H104ZM104 44H102V45H104ZM107 44H108V42L106 43V45H107ZM130 44H132V43H130ZM136 44H137V43H136ZM140 44H143V43L140 42ZM165 44H166V42H165ZM204 44H206V43H204ZM204 44H203V45H200V47L203 46V48H201L200 50H202V49L204 50V47L207 45V44H206V45L204 46ZM225 44H226V42H225ZM249 44H251V43H249ZM249 44H246V45H248V47H249V46L251 47L252 44H251V45H249ZM71 45H73V44H71ZM82 45H83V44H82ZM84 45H86V44H84ZM95 45H96V44H95ZM112 45H113V44H112ZM115 45H116V44H115ZM132 45H133V44H132ZM148 45H150V44H148ZM148 45H147V46H148ZM155 45H156V44H155ZM158 45H159V44H157V48H159ZM171 45H172V44H171ZM178 45H179V44H178ZM211 45H212V43L210 44V46H211ZM216 45H217V44H216ZM218 45H220V43H219ZM229 45H230V44H229ZM232 45H233V44H232ZM238 45H239V44H238ZM58 46H59V44H58ZM62 46H63V45H62ZM86 46H87V45H86ZM91 46H92V45H91ZM97 46H98V44H97ZM108 46H110V45H108ZM133 46H134V45H133ZM147 46H146V47H147ZM153 46H154V45H153ZM153 46H151V47H153ZM194 46H195V45H194ZM196 46H197V45H196ZM207 46H208V45H207ZM234 46H235V45H234ZM236 46H237V44H236ZM236 46H235V47H236ZM59 47H60V46H59ZM83 47H85V46H82V48H83ZM95 47H96V46H95ZM98 47H99V46H98ZM100 47H101V46H100ZM105 47H106V46H105ZM105 47H104V48H105ZM110 47H111V46H110ZM113 47H114V45H113ZM137 47H138V46H137ZM139 47H140V46H139ZM143 47H144V46H143ZM160 47H161V45H160ZM165 47H166V46H165ZM167 47H168V46H167ZM176 47H177V46H176ZM176 47H174L175 50H176ZM183 47H184V46H183ZM197 47H198V46H197ZM221 47H222V45L220 46V48H221ZM223 47H224V46H223ZM248 47H247V48H248ZM250 47H249V48H250ZM60 48H61V47H60ZM62 48H63V47H62ZM82 48H81V49H82ZM85 48H86V47H85ZM93 48H94V47H93ZM101 48H102V47H101ZM111 48H112V47H111ZM111 48H110V49H111ZM128 48H130V47H128ZM140 48H141V47H140ZM171 48H172V47H171ZM184 48H185V47H184ZM184 48H183V49H184ZM198 48H199V47H198ZM206 48H207V47H206ZM206 48H205V49H206ZM211 48H212V47H211ZM213 48H214V46H213ZM225 48H226V47H225ZM239 48H241V47L239 46ZM239 48H238V49H239ZM54 49H55V47H54ZM64 49H65V48H64ZM64 49H63V50H64ZM67 49H68V48H66V51H67ZM83 49H84V48H83ZM97 49H98V48H97ZM133 49H137V48H135V46H134ZM133 49H132V50H133ZM148 49H149V48H148ZM153 49H154V48H153ZM165 49H166V48H165ZM168 49H170V48H168ZM168 49H167V51H168ZM178 49H180V48L178 47ZM181 49H182V48H181ZM209 49H210V48H209ZM232 49H233V48H232ZM238 49H237V50H238ZM60 50H62V49H60ZM63 50H62V51H63ZM69 50H70V49H69ZM100 50H103V49H100ZM139 50H140V49H139ZM142 50H143V53L145 54V49H142ZM151 50H152V49H151ZM175 50H174V51H175ZM184 50H185V49H184ZM187 50H189V49L187 48ZM191 50H192V49H191ZM213 50H214V49H213ZM213 50L211 49V51H213ZM217 50H219V48H218ZM228 50H229V48H228ZM228 50H227V51H228ZM234 50H235V49H233V51H234ZM239 50H240V52H241V49H239ZM242 50H243V49H242ZM244 50H245V49H244ZM246 50H247V49H246ZM246 50H245V51H246ZM56 51H58V50H56ZM78 51H79V50H78ZM82 51H83V50H82ZM133 51H134V50H133ZM140 51H141V50H140ZM146 51L148 52V50H146ZM153 51H154V50H153ZM153 51H151V52H153ZM159 51H161V50H159ZM163 51H164V50H163ZM174 51H172V52H174ZM181 51H182V50H181ZM204 51H205V50H204ZM215 51H216V49H215ZM233 51H232V52H233ZM235 51H236V50H235ZM248 51H251V48H250V50L248 49V50L246 51V54L249 53ZM86 52H87V50H86ZM99 52H100V51H99ZM147 52H146V53H147ZM151 52H150V53H151ZM154 52H155V51H154ZM172 52H170V53H172ZM178 52L180 53V51H178ZM178 52H177V53H178ZM182 52H183V51H182ZM191 52H192V51H191ZM205 52H206V51H205ZM205 52H204V53H205ZM207 52H208V51H207ZM207 52H206L205 54H207ZM219 52H220V51H219ZM222 52H223V51H222ZM240 52H239V53H240ZM242 52H243V51H242ZM242 52H241V53H242ZM251 52H252V51H251ZM59 53H60V52H59ZM59 53H58V54H59ZM62 53H63V52H62ZM137 53H138V52H136V54H137ZM141 53H142V51H141ZM161 53L166 54V51H165V53H164V52H161ZM161 53H160V54H161ZM170 53H169V54H170ZM177 53H175V54H177ZM184 53H185V52H184ZM186 53H187V52H186ZM202 53H203V52H201V54H202ZM230 53H231V52H230ZM236 53H238V52H236ZM236 53H235V54H236ZM239 53H238V56H240ZM72 54H73V52H72ZM139 54H140V53H139ZM167 54H168V53H167ZM192 54H193V53H192ZM192 54H191V55H192ZM217 54H218V53H217ZM228 54H229V53H227V55H228ZM233 54H234V53H233ZM244 54H245V53H244ZM250 54H251V53H250ZM52 55H53V54H52ZM60 55H61V54H60ZM62 55H64V54H62ZM65 55H66V53H65ZM70 55H71V54H70ZM77 55H78V54H77ZM97 55H98V54H97ZM137 55H138V54H137ZM146 55H147V54H146ZM148 55H149V54H148ZM154 55H155V54H154ZM161 55H162V54H161ZM161 55H160V56H161ZM172 55H173V54H171V57H168V58H172ZM179 55H181V54H179ZM193 55H194V54H193ZM208 55H210V54H208ZM208 55L205 56L207 59L209 58V57H207ZM212 55H214V54H212ZM215 55H216V54H215ZM215 55H214V56H215ZM219 55H220V54H218V55H216V56H219ZM224 55H225V53H224ZM224 55H223V56H224ZM227 55H226V56H227ZM229 55H230V54H229ZM57 56H59V55H57ZM86 56H87V55H86ZM98 56H99V55H98ZM98 56H97V57H98ZM101 56H102V55H101ZM142 56H145V55H142ZM168 56H169V55H168ZM185 56H186V55H185ZM201 56H202V55H201ZM203 56H204V55H203ZM203 56H202V57H203ZM223 56H222V57H223ZM231 56H233V55H230V57H231ZM236 56H237V55H236ZM236 56H235V57H236ZM238 56H237V57H238ZM249 56H250V55H249ZM60 57H61V56H60ZM62 57H63V56H62ZM67 57H68V55H67ZM87 57H88V56H87ZM87 57H86V59H87ZM94 57H95V56H94ZM94 57H93V58H94ZM139 57H141V56H139ZM145 57H146V56H145ZM145 57H144V58H145ZM156 57L158 58V60L163 61L162 59L164 58V56H163L161 59H160L158 56H156ZM181 57H182V56H181ZM186 57H187V56H186ZM188 57H189V56H188ZM194 57H195V56H194ZM199 57H200V55H199ZM212 57H213V56H212ZM53 58H54V57H53ZM53 58H51V61H52ZM57 58H58V57H57ZM76 58H77V57H76ZM76 58H75V59H76ZM95 58H96V57H95ZM103 58H104V57H103ZM149 58H150V57H149ZM149 58H148V59H149ZM151 58H152V56H151ZM165 58H167V56H166ZM168 58H167V59H168ZM183 58H185V57H183ZM210 58H211V57H210ZM219 58H221V55H220ZM238 58H239V57H238ZM22 59H23V58H22ZM22 59H21V60H22ZM24 59H25V58H24ZM55 59H56V58H55ZM152 59H153V58H152ZM173 59H175V56H174ZM177 59H178V57H177ZM195 59H196V58H195ZM198 59H199V58H198ZM223 59H224V58H223ZM226 59H228V58H226ZM231 59H232V58H231ZM234 59H235V58H234ZM67 60H68V59H67ZM67 60H66L65 62H67ZM97 60H99V59H97ZM146 60H147V59H146ZM146 60H145V61H146ZM153 60H154V59H153ZM199 60H200V59H199ZM229 60H230V59H229ZM24 61H25V60H24ZM24 61H23V62H24ZM90 61H92V60H90ZM103 61H104V60H103ZM132 61H133V60H132ZM140 61H142V60H140ZM140 61H138V62H140ZM150 61H151V60H150ZM150 61H149V62H150ZM155 61H157V60H155ZM186 61H187V60H186ZM196 61L198 62V60H196ZM19 62H20V61H19ZM23 62H22V63H23ZM25 62H27V61H25ZM25 62H24V63H25ZM57 62H58V60H57ZM73 62H74V61H73ZM79 62H80V61H79ZM87 62H88V61H87ZM153 62H154V61H153ZM164 62H165V61H164ZM164 62H163V63H164ZM168 62H171V61H168ZM175 62H176V61H175ZM189 62H190V61H189ZM200 62H201V61H200ZM27 63H28V62H27ZM51 63H52V62H51ZM70 63H71V62H70ZM74 63H75V62H74ZM90 63H91V62H90ZM94 63H95V62H94ZM141 63H142V62H141ZM156 63H157V62H156ZM171 63H172V62H171ZM173 63H174V62H173ZM58 64H59V63H58ZM72 64H73V63H72ZM86 64H87V63H86ZM135 64H136V65H135ZM135 64H134V65H135L136 67H140V66L143 67L142 65H140V63H139V66H137L138 63H136V61H135ZM142 64H144V63H142ZM158 64H159V62H158ZM160 64H162V63H160ZM190 64H191V66H192V63H190ZM20 65H21V64H19V67H21ZM59 65H60V64H59ZM64 65H66V64H64ZM80 65H81V63H80ZM83 65H84V64H83ZM131 65H132V64H131ZM134 65H133V66H134ZM145 65H146V64H145ZM147 65H148V64H147ZM147 65L145 66V68L147 67ZM152 65H154V64H152ZM163 65H164V64H163ZM166 65H167V62H165V67H166ZM171 65H172V64H171ZM23 66H24V65H23ZM25 66H26V65H25ZM28 66H29V65H28ZM66 66H68V65H66ZM70 66H71V65H70ZM70 66H69V67H70ZM159 66H160V65H159ZM184 66H186V64H185ZM191 66H188V67H191ZM17 67H18V66H17ZM19 67H18V68H19ZM26 67H27V66H26ZM64 67H65V66H64ZM80 67H81V66H80ZM91 67H92V66H91ZM196 67H197V66H196ZM23 68H24V67H23ZM23 68H22V70H23ZM29 68H30V66H29ZM60 68H61V67H60ZM93 68H94V67H93ZM193 68H195V67H193ZM64 69H65V68H63V70H64ZM75 69H76V68H75ZM136 69H137V68H135L134 70H136ZM157 69H159V68H157ZM166 69H167V68H166ZM83 70H84V69H83ZM83 70H82V71H83ZM141 70H143V69L141 68ZM144 70H146V69H144ZM148 70H149V69H148ZM152 70H155V69L153 68ZM164 70H165V69H164ZM138 71L140 72V70H138ZM149 71H150V70H149ZM165 71H166V70H165ZM61 72H63V71H60V73H61ZM139 72H137L136 75H138ZM142 72H143V71H142ZM144 72H145V71H144ZM155 72H156V71H155ZM155 72H154V73H155ZM157 72H158V71H157ZM157 72H156V73H157ZM160 72H161V71H160ZM162 72H163V71H162ZM20 73H21V69H20ZM23 73H25L24 70H23ZM68 73H70V72L68 71ZM71 73L73 74V72H71ZM79 73H80V72H79ZM145 73H146V72H145ZM147 73H148V72H147ZM163 73H164V72H163ZM166 73L168 74V72H166ZM33 74H34V73H33ZM88 74H89V73H88ZM91 74H92V73H91ZM140 74H141V73H140ZM149 74H150V73H149ZM19 75H20V74H19ZM24 75H25V74H24ZM55 75H56V74H55ZM60 75H61V74H60ZM80 75H81V74H80ZM86 75H87V74H86ZM89 75H90V74H89ZM146 75H147V74H146ZM155 75L157 76V74H155ZM158 75H159V74H158ZM160 75H161V74H160ZM20 76H21V75H20ZM20 76H19V77H20ZM37 76H38V75H37ZM43 76H44V75H43ZM77 76H78V75H77ZM81 76H82V75H81ZM83 76H84V75H83ZM97 76H98V75H97ZM143 76H145V75H143ZM149 76H151V75H149ZM153 76H154V75H153ZM156 76H155V78H156ZM164 76H165V75H164ZM23 77H24V76H23ZM25 77H26V75H25ZM33 77H34V76H33ZM90 77H91V76H90ZM92 77H93V76H92ZM126 77H127V76H126ZM137 77H138V76H137ZM165 77H167V76H165ZM27 78H28V76H27ZM30 78H31V77H30ZM30 78H29V79H30ZM41 78H42V77H41ZM62 78H64V76H62ZM85 78H86V77H85ZM88 78H89V77H88ZM163 78H164V77H162V80L165 81V79H163ZM167 78H168V77H167ZM29 79H28V81H29ZM91 79H92V78H91ZM136 79H137V78H136ZM136 79H135V80H136ZM147 79H148V81H149V80H150V77H148ZM157 79H161V78H157ZM22 80H23V79H22ZM39 80H40V79H39ZM88 80H89V79H88ZM132 80L134 81V79H132ZM155 80H156V79H155ZM168 80H169V79H168ZM57 81H58V80H57ZM77 81H78V80H76L75 82H77ZM92 81H93V80H92ZM92 81H91V82H92ZM95 81H96V80H95ZM130 81H131V79H130ZM137 81H138V80H137ZM148 81H147V82H148ZM25 82H26V81H25ZM36 82H37V81H36ZM62 82H63V79H62ZM75 82H74V83H75ZM98 82H99V81H98ZM147 82H146V83H147ZM151 82H152V80H151ZM161 82H162V81H160L159 84H161ZM50 83H51V82H50ZM119 83H120V82H119ZM154 83H156V82H154ZM165 83H166V82H165ZM31 84H32V83H31ZM87 84H88V82H87ZM134 84H135V83H134ZM142 84H143V83H141V86H142ZM149 84H150V83H149ZM167 84H168V82H167ZM28 85H29V84H28ZM42 85H43V84H42ZM42 85H41V86H42ZM75 85H76V83H75ZM88 85H89V84H88ZM93 85H94V84H93ZM101 85H102V83H101ZM128 85H129V83H128ZM135 85H136V84H135ZM145 85H146V84H145ZM152 85H153V84H152ZM173 85H174V83H173ZM35 86H36V85H35ZM38 86H39V85H38ZM43 86H44V85H43ZM50 86H51V85H50ZM50 86H49V87H50ZM82 86H83V85H82ZM122 86H123V84H122ZM148 86H149V85H148ZM158 86H159V85H158ZM160 86H161V85H160ZM164 86H165V85H164ZM26 87H27V86H26ZM26 87H25V88H26ZM32 87H33V86H32ZM49 87H48V88H49ZM89 87H90V86H89ZM89 87H88V88H89ZM165 87H166V86H165ZM43 88H44V87H43ZM102 88H103V87H102ZM125 88H126V87H124V89H125ZM147 88H148V87H147ZM147 88H146V89H147ZM150 88H153V89H154V87H150ZM162 88H163V86H162ZM32 89H33V88H32ZM66 89H67V88H66ZM84 89H85V87H84ZM139 89H140V85H139ZM153 89H151V90H153ZM155 89H158V88L156 87ZM159 89H161V87H160ZM164 89H166V88H164ZM164 89H163V91H164ZM167 89H168V88H167ZM172 89H173V88H172ZM39 90H40V89H39ZM41 90H42V89H41ZM74 90H75V89H74ZM95 90H97V89H95ZM133 90H134V89H133ZM151 90H148V92H150ZM170 90H171V89H170ZM22 91H23V90H22ZM36 91H38V90H36ZM46 91H47V90H46ZM93 91H94V90H93ZM139 91H140V90H139ZM153 91H156V90H153ZM153 91H152V92H153ZM158 91H159V90H158ZM158 91H156V92H157L156 94H159ZM24 92H25V91H24ZM27 92H28V91H27ZM66 92H67V91H66ZM91 92H92V91H91ZM97 92H99V91L97 90ZM137 92H138V91H137ZM140 92H141V91H140ZM168 92H170V91H168ZM192 92H193V91H192ZM36 93H37V92H36ZM59 93H60V92H59ZM61 93H62V92H61ZM68 93H69V92H68ZM87 93H88V92H87ZM87 93H86V94H87ZM89 93H90V92H89ZM142 93H145V90H144V92H142ZM142 93H141V94H142ZM154 93H155V92H153V94H154ZM27 94H28V93H26V95H27ZM38 94H39V92H38ZM43 94H44V92H43ZM43 94H41V95H43ZM72 94H74V93H72ZM145 94H146V93H145ZM148 94H149V93H148ZM41 95H40V96H41ZM56 95H57V94L55 93V98H56ZM58 95H59V94H58ZM84 95H85V94H84ZM139 95H140V93H139ZM142 95H143V94H142ZM142 95H141V96H142ZM50 96H51V95H50ZM61 96H62V95H61ZM61 96H60V97H61ZM64 96H65V95H64ZM77 96H78V95H77ZM94 96H95V95H94ZM100 96H101V95H100ZM100 96H98V97H100ZM147 96H148V95H147ZM157 96H158V95H157ZM42 97H43V96H42ZM44 97H46V95H45ZM139 97H140V96H139ZM142 97H144V95H143ZM152 97H154V95H153ZM191 97H192V96H191ZM27 98H28V97H27ZM47 98L49 99L50 97H47ZM55 98H54V99H55ZM57 98H58V96H57ZM68 98H69V97H68ZM85 98H86V97H85ZM100 98H101V97H100ZM145 98H146V97H145ZM147 98H148V97H147ZM54 99L52 100V102L54 101ZM74 99H75V98H74ZM90 99H91V98H90ZM98 99H99V98H98ZM179 99H181V98H179ZM27 100H28V99H27ZM36 100L38 101L39 99H36ZM44 100H46V99H44ZM50 100H51V99H50ZM55 100H56V99H55ZM61 100H62V99H61ZM28 101H29V100H28ZM39 101H40V100H39ZM42 101H43V98H42ZM58 101H59V100H58ZM63 101H65V100H63ZM63 101H61V102H63ZM66 101H70V100H67V99H66ZM180 101H181V100H180ZM9 102H11V101L9 100ZM14 102H15V101H14ZM30 102H31V101H30ZM46 102L48 103V101H46ZM93 102H94V101H93ZM178 102H179V101H178ZM11 103H12V102H11ZM43 103L45 104V102H43ZM47 103H46V104H47ZM49 103H50V101H49ZM49 103H48V104H49ZM57 103H58V102H57ZM63 103H64V102H63ZM83 103H84V102H83ZM96 103H97V102H96ZM34 104H35V103H34ZM36 104H38V102H36ZM40 104H41V103H40ZM59 104H60V103H59ZM180 104H182V103H180ZM10 105H11V104H10ZM63 105H64V104H63ZM79 105H81V104H79ZM93 105H94V104H93ZM11 106H12V105H11ZM60 106H61V105H60ZM75 106H77V105H75ZM89 106H90V105H89ZM179 106H180V105H179ZM57 107H58V106H57ZM59 108H60V107H59ZM63 108H64V107H63ZM70 108H71V105H70ZM85 108H86V107H85ZM43 109H44V108H43ZM43 109H42V110H43ZM68 109H69V108H68ZM74 109H75V108H74ZM14 110H15V109H14ZM87 110H88V109H87ZM143 110H144V108H143ZM81 111H82V110H81ZM103 112H104V111H103ZM6 114H7V112H6ZM14 114H15V113H14ZM22 114H23V112H22ZM25 114H26V113H25ZM25 114H24V115H25ZM55 114H57V113H55ZM58 114H60V113H58ZM63 114H64V113H63ZM75 114H76V113H75ZM75 114H74V115H75ZM99 114H100V112H99ZM105 114H106V112H105ZM61 115H62V114H61ZM102 115H103V114H102ZM143 115H144V114H143ZM57 116H58V115H57ZM57 116L55 115L56 119H58ZM63 116H64V115H62V119H63ZM90 116H92V115H90ZM90 116H89V117H90ZM8 117H9V116H8ZM26 117H27V116H26ZM50 117H51V116H50ZM53 117H54V115H53ZM58 117H59V116H58ZM95 117H96V116H95ZM98 117H100V116L98 115ZM139 117H140V116H139ZM11 118H13V117H11ZM70 118H71V117H70ZM64 119H65V118H64ZM64 119H63V121H64ZM68 119H69V118H68ZM71 119H72V118H71ZM59 120H60V119H59ZM89 120H90V119H89ZM93 120H94V119H93ZM99 120H100V118H99ZM101 120H102V119H101ZM9 121H10V120H9ZM32 122H33V121H32ZM32 122H31V123H32ZM55 122H56V121H55ZM58 122H59V121H58ZM58 122H56V124H57ZM68 122H69V121H68ZM68 122H67V124H68ZM70 122H71V120H70ZM96 122H97V121H96ZM17 123H18V122H17ZM33 123H34V122H33ZM59 123H60V122H59ZM62 123H64V122H62ZM99 123H100V122H99ZM19 124H20V123H19ZM54 124H55V123H54ZM32 125H33V124H32ZM68 125H69V124H68ZM87 125H88V124H87ZM101 125H102V123H101ZM54 126H55V125H54ZM58 126H59V125H57V127H56V126H55V127L58 128ZM88 126H89V125H88ZM90 126L92 127V124H91ZM56 128H55V129H56ZM63 128H64V126H63ZM41 129H42V127L40 128V132H41ZM43 129H44V128H43ZM51 130H52V128H51ZM53 130H54V129H53ZM53 130H52V131H53ZM42 131H43V130H42ZM44 131H45V130H44ZM46 131H47V130H46ZM56 131H57V130H56ZM66 131H67V130H66ZM69 131H70V130H69ZM43 133H44V132H43ZM56 133H57V132H56ZM67 133H68V131H67ZM53 134H54V132H53ZM50 135H51V134H50ZM54 135H55V134H54ZM77 136H78V135H77ZM48 137H49V136H48ZM36 138H37V137H36ZM41 138H42V137H41ZM45 138H46V136H45ZM45 138H44V139H45ZM47 139H48V138H47ZM49 139H50V138H49ZM30 140H31V139H30ZM40 140H42V139H40ZM38 141H39V140H38ZM38 141H37V143H40V141H39V142H38ZM27 142H28V141H27ZM31 142H32V141H31ZM43 142H44V140H43ZM54 142H55V141H54ZM132 142H133V140H132ZM19 143H20V142H19ZM34 143H35V142H34ZM41 143H42V142H41ZM41 143H40V144H41ZM129 143H131V140H130ZM133 143H134V142H133ZM133 143H131V145H133ZM50 144H52V143H50ZM50 144H48V146H49ZM126 144H127V143H126ZM126 144H125V147L127 146ZM128 145H129V144H128ZM27 147H28V146H27ZM27 147H26V148H27ZM42 147H43V146H42ZM50 147H51V145H50ZM50 147H49V148L47 147V148L50 150V149H52V148H50ZM135 147H136V144H135ZM137 147H138V146H137ZM137 147H136V148H137ZM33 148H36V146L33 147ZM53 148H56V147H53ZM210 148H211V146H210ZM27 149H28V148H27ZM41 149H42V148H41ZM125 149H126V148H125ZM138 149H139V148H138ZM143 149H145V148H143ZM132 150H133V149H132ZM140 150H141V149H140ZM241 150H242V149H241ZM18 151H20V150H18ZM27 151L29 152L30 150H27ZM31 151H32V150H31ZM37 151H38V150H37ZM46 151H48V150H46ZM46 151H45V153H46ZM3 152H5V151H3ZM3 152H2V154H3ZM40 152H41V151H40ZM43 152H44V150H43ZM142 152H143V151H142ZM232 152H233V151H232ZM235 152H236V150H235ZM237 152H238V150H237ZM51 153H52V152H51ZM241 153H242V152H241ZM27 154H28V153H27ZM27 154H26V155H27ZM36 154H37V153H36ZM43 154H44V153H43ZM46 154H47V153H46ZM38 155H39V154H38ZM123 155H124V153H123ZM127 155H128V154H127ZM143 155H144V154H143ZM2 156H3V155H2ZM8 156H9V155H8ZM8 156H7V157H8ZM43 156L46 157V156H48V155H43ZM43 156H42V157H43ZM235 156H236V155H235ZM7 157H6V158H7ZM27 157H28V155H27ZM37 157H38V156H37ZM39 157H41V156H39ZM120 157H121V156H120ZM9 158H10V157H9ZM19 158H20V157H19ZM24 158H25V157H24ZM46 158H48V157H46ZM74 158H75V157H74ZM189 158H190V157H189ZM189 158H188V159H189ZM237 158H238V157H237ZM237 158H236V159H237ZM242 158H243V157H242ZM242 158H241V159H242ZM142 159H143V158H142ZM186 159H187V158H186ZM7 160H8V159H7ZM24 160H25V159H24ZM41 160H42V159H41ZM45 160H46V159H45ZM62 160H63V158H62ZM139 160H140V159H138V161H139ZM191 160H192V159H191ZM231 160H232V158H231ZM42 161H43V160H42ZM36 162H37V161H36ZM62 162H63V161H62ZM135 162H137V161H135ZM193 162H194V161H193ZM199 162H200V161H199ZM232 162H233V161H232ZM237 162H239V160H237ZM237 162H235V163H237ZM37 163H38V162H37ZM54 163H55V162H54ZM239 163H240V162H239ZM243 163H245V161H244ZM28 164H29V163H28ZM62 164H63V163H62ZM64 164H65V163H64ZM197 164H198V163H197ZM231 164H233V163H231ZM43 165L45 166V164H43ZM47 165H48V164H47ZM57 165H58V164H57ZM191 165L193 166V163H192ZM236 165H238V164H236ZM241 165H242V164H241ZM243 165H244V164H243ZM44 166H43V167H44ZM49 166H50V165H49ZM61 166H62V165H60V167H61ZM64 166H65V165H64ZM184 166H186V165H184ZM229 166H231V165H229ZM233 166H234V165H233ZM233 166H232V167H233ZM187 167H188V166H187ZM240 167H242V166H239V168H240ZM47 168H48V167H47ZM50 168H51V167H50ZM64 168H65V167H62L63 170H64ZM137 168H138V167H137ZM190 168H191V167H190ZM190 168H189V169H190ZM32 169H33V167H32ZM37 169H38V167H37ZM244 169H246V168H244ZM1 170H2V169H1ZM33 170H34V169H33ZM45 170H46V168H45ZM55 170H56V169H55ZM170 170H171V169H170ZM52 171H53V169H52ZM213 171H214V169H213ZM214 172H215V171H214ZM230 172H232V175H233L234 172H233V171H230ZM235 172H236V171H235ZM237 172H238V171H237ZM247 172H248V171H247ZM43 174H45V173H43ZM211 174H212V173H211ZM215 174H216V172H215ZM234 174H235V173H234ZM241 174H242V173H241ZM246 174H248V173H246ZM244 175H245V174H244ZM7 176H8V175H7ZM56 176H58V175H56ZM56 176H55V177H56ZM215 176H216V175H215ZM211 177H212V175H211ZM223 177H224V176H223ZM3 178H4V177H3ZM212 178L214 179V177H212ZM216 178H217V177H216ZM37 179H38V178H37ZM219 179H221V178H219ZM4 180H5V179H4ZM7 180L10 181L9 178H8ZM51 180H53V179L51 178ZM51 180H50V181H51ZM214 180H215V179H214ZM221 180H222V179H221ZM5 181H6V180H5ZM35 181H36V180H35ZM258 181H259V180H258ZM258 181H257V182H258ZM261 181H262V180H261ZM51 182H52V181H51ZM57 182H58V181H57ZM215 182H216V181H215ZM218 182H219V180H218ZM222 182H223V181H222ZM225 182H227V181H225ZM225 182H224V183H225ZM262 182H263V181H262ZM11 183H12V181H11ZM224 183H222V184H224ZM3 184H4V183H3ZM8 184H10V182H9ZM55 184H56V182H55ZM227 184H228V183H227ZM256 184H257V183H256ZM61 185H62V184H61ZM258 185L260 186V183H259ZM8 186H9V185H8ZM10 186H11V184H10ZM15 186H16V185H15ZM58 186H59V185H58ZM5 187H7V186L5 185ZM252 187H253V186H252ZM12 188H13V185H12ZM58 188H59V187H58ZM13 189H14V188H13ZM251 189H254V188H251ZM221 191L224 192V189L221 190ZM254 191H255V190H254ZM63 193H64V192H63ZM220 193H221V192H220ZM171 197H172V196H171ZM173 197H174V196H173ZM173 199H174V198H173ZM69 205H70V204H69ZM100 205H101V204H99V207H100ZM95 206H96V205H95ZM71 207H72V206H70V208H71ZM96 207H97V206H96ZM99 207H98V210H99ZM89 208H90V207H89ZM93 208H94V206H93ZM74 209H75V207H74ZM102 209H103V208H102ZM102 209H101V211H102ZM98 210H97V212H96V211H95V212L98 213V212H99ZM68 211H70V209H69ZM72 211H73V210H72ZM74 211H75V210H74ZM103 211H105V210H103ZM103 211H102V212H103ZM105 213H106V211L103 212V215H104ZM65 214H66V213H65ZM99 214H100V213H99ZM63 215H64V214H63ZM67 215H68V213H67ZM75 215H76V214H75ZM100 215H101V214H100ZM243 215H244V214H243ZM74 217H75V216H74ZM75 218H76V217H75ZM243 218H244V217H242V219H243ZM61 219H62V218H61ZM61 219H60V220H61ZM63 219H64V218H63ZM73 219H74V218H73ZM244 220H245V218H244ZM105 221H106V220H105ZM105 221H104V222H105ZM246 221H247V220H246ZM56 222H57V221H56ZM243 222H244V221H243ZM60 223H61V222H60ZM241 224H242V223H241ZM243 224H246V222H244ZM64 225H65V223H64ZM60 226H61V225H60ZM59 228H60V227H59ZM65 228H66V227H65ZM76 230H77V229H76ZM62 231L65 232L64 230H62ZM58 232H59V231H58ZM58 232H57V233H58ZM78 232H79V231H78ZM78 232H77V233H78ZM74 233H75V232H74ZM81 233H83V232L81 231ZM81 233H80V234H81ZM69 234H70V233H69ZM69 234H66V235H69ZM71 234L74 235L73 233H71ZM71 234H70V236H71ZM82 235H84V234H82ZM259 235H260V234H259ZM78 236H79V234H78ZM78 236H77V237H78ZM85 237H86V236H85ZM80 238H81V237H80ZM79 240H80V239H79ZM118 241H120V240H118ZM115 242L117 243V241H115ZM113 243H114V242H113ZM113 243H112V244H113ZM118 243H119V242H118ZM120 243H121V241H120ZM263 244H264V243H263ZM118 245H119V244H118ZM120 245L122 246L123 244H120ZM113 246H114V245H113ZM121 246H120V247H121ZM123 247H124V246H123ZM125 248H126V247H125ZM127 249H128V248H127ZM109 251H112V248H111V250H109ZM133 252H134V251H133ZM136 252H137V251H136ZM112 253H113V252H112ZM112 253H111V254H112ZM116 253H118V252L116 251ZM119 253H120V252H119ZM203 253H205V252H203ZM116 255H117V254H116ZM116 255H115V257H116ZM65 257H66V256H65ZM110 257H111V256H110ZM110 257H109L108 259H110ZM112 257H113V256H112ZM112 257H111V258H112ZM66 258H67V257H66ZM72 258H73V257H72ZM112 259H113V258H112ZM112 259H111V260H112ZM124 259H125V258H124ZM72 260H73V259H72ZM107 261H109V260H107ZM69 262H70V264L72 263L70 260H69ZM105 262H106V261H105ZM83 263H84V262H83ZM85 263H86V262H85ZM124 263H125V262H124ZM72 264H74V263H72Z\"/></svg>",
  "mask_w": 264,
  "mask_h": 264
},
{
  "label": "water",
  "instance_id": "water-1",
  "mask_svg": "<svg viewBox=\"0 0 264 264\" xmlns=\"http://www.w3.org/2000/svg\"><path fill=\"white\" fill-rule=\"evenodd\" d=\"M122 1H129V0H120V2L119 3H121ZM222 2H232V0H229V1H222ZM107 3V1L104 3V5ZM118 4V3H117ZM218 5L217 4H212L211 6H209L208 7V9H207V15L209 16L210 15V10H211V8L212 7H217ZM211 16V15H210ZM213 17V16H212ZM214 18H216V17H214ZM173 25H172V23H171V25L169 24V22H168V28L171 30V27H172Z\"/></svg>",
  "mask_w": 264,
  "mask_h": 264
}]
</instances>
